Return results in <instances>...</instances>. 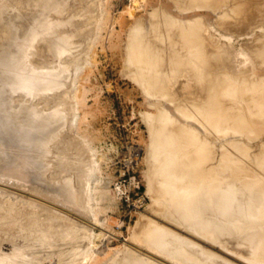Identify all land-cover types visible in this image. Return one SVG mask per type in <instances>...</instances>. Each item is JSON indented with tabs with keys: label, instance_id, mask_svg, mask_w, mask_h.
I'll list each match as a JSON object with an SVG mask.
<instances>
[{
	"label": "rangeland",
	"instance_id": "374dc122",
	"mask_svg": "<svg viewBox=\"0 0 264 264\" xmlns=\"http://www.w3.org/2000/svg\"><path fill=\"white\" fill-rule=\"evenodd\" d=\"M96 1H98V0H0V113H2V114L8 113V114H13V115L18 114L17 119H19V121H23V122H26L28 120V117H27V114H28V115L33 116V118L46 120V122L49 125V127L46 131V137H45L46 140H42V139L40 140V142L44 146V148H42L41 150H35L34 148L27 146V143H25V144L18 143L17 144V142H14L10 138L6 139L4 132L0 133V264H23V263L24 264H37V263L40 264L42 262H43L42 264H44V263L45 264H49V263L54 264L52 262L58 261L60 259L62 260V262L58 261V262H60L59 264H61V263L63 264L65 262V260L68 262L69 261L71 262V259L73 257L75 258L74 248L77 247L79 250L81 249L82 246H83L82 248H84V245H83V244H85L84 239H82V237H81V239L79 238L81 240L80 241L78 239V237H80V236H77V235L79 233L81 234V232H83V233L87 232L88 230H85L86 228L87 229L92 228V230H94L97 233L100 231H105L108 234L107 238L103 242H100L99 247L97 248L98 250H96V252L93 255V260L88 263V264H101L102 262L108 260V257L112 255V252H114L117 249V247H119L125 243H128V245L130 246L131 241H129V240H132L134 238L133 233H135V232H133L132 228H133V226L137 227V225L139 224L138 220L144 219V220L148 221L150 219L149 220V222H150L152 220V218L156 219L157 221H161L158 223H163L166 226H167V224H169L170 226L169 225L168 226L171 229L170 232H172L174 230L173 232H175L174 233L175 235H177V233H179L180 230H182L180 232L181 234L180 233L179 234L184 236V238L186 237L185 240L186 239L187 240L181 241V236L180 237L176 236V237L180 238V239L177 238V240L179 239V241H181V243L186 242L185 243V244H187V245H185L186 247H188V245H190L192 243L191 241H190L191 243H189V241H188L189 240L188 238H191L194 246L192 247L193 249L191 247H188L189 250L192 249V251H191L192 253H190V251H189L190 255L193 254L192 256L194 258V256L197 255L195 253H197L198 251H199L198 254L200 253L198 255V257H199L198 259L200 262L198 261V259H195L197 257L196 256L194 258V261L196 260L197 262H194V264H196V263L201 264V263L206 262V260H205V262L200 260V258L202 257L201 253H203V255L206 254V256H203L204 259L213 258L212 259L213 263H215L214 259H217L218 256L220 258L223 257V258H221L222 261H224L223 259L226 257L225 261L227 263H229V261H230V264H231V260L233 261V264H235V263L236 264H257V262H255V261H258L259 259H261V263L264 262V254L262 252L264 249H262L263 246H261V243H262L261 241H264V236H263L264 235L263 234L264 233V231H263L264 230V223H263V221H264L263 208L264 207L261 206V205H264V203L262 202V200L264 201V199H262L264 194L262 195L261 193H263L264 189L262 191V188L260 187L261 191L260 190H257L258 192L256 191V194L260 193L261 194L260 196H262V197L259 196V198H258V195H259L258 194L256 196L257 197L256 199L253 197L256 194L251 196L252 193H250L251 197H249L250 191L248 190L249 192H247V190H246V192H247L246 194L248 195L249 199L250 198L252 199V197H253V199L255 200V202L253 199L252 200L250 199V201H253L256 204L257 203L256 200L259 199V202L262 203V204H260L258 202V204H256L258 206L257 209H256L257 206L255 207V204L254 205L252 204L253 202H251V204H250L249 199H247L248 197H245L246 200L244 199L245 201L244 200H242V201L244 204L247 202L246 205H249L248 210L246 208V210H247L246 211L245 210L246 206L244 207L242 205H241L243 207L242 210H244V211L240 210L241 207H239L240 203L238 202L239 205L235 204L234 205L235 207L234 206H233V208L231 207L232 210H229V211L232 212L231 214H233L235 212L233 210H235L236 206L239 207V211H237L238 210V207H237L236 213L231 215L230 212H228V210H227V212L229 214V215L227 214L228 216L226 215V213H227L226 211L222 212L223 209L221 210V207H217L218 203L220 202V198L222 197L219 195V192H221V190H222L220 187H219L220 191H217L218 195L220 196L218 203H216V202L218 201L219 196H215V194H213L211 192L212 190L214 192L215 190H218V189H215L214 187H212V184H210L211 189L209 188L208 191H205V190L203 191L204 186L201 187L202 190L199 187V189L201 191L198 190L197 188L194 189L196 191L195 192L193 191V193H195L196 197H197V194L199 192L201 193V194L199 193L200 197L197 198L199 203L201 201L199 199L204 198V196L202 195V191L205 194L206 200L202 199L201 205H204V204H202L203 201L204 202L206 201L205 203H207V200L210 201L211 198L213 201H215L217 199V201H215L214 203H213V201H210V205H211V207L214 206L213 207L214 210H213V208L208 206L209 204H207V206L204 205V208H205V206L208 207L207 208L208 211L211 208V210H213L214 212H217L216 214H218L216 216L215 213L213 214V211H211V210H210L211 212L207 211L208 214H205L204 216L207 217L210 214L209 215L210 218L208 219V218L204 217L202 219H205V218L206 219L201 220V221H204L205 223H202L199 220L198 217H200V219H201V216L194 215L195 217L197 216L196 219H198L197 221H199L197 224L202 223V224L206 225V226L200 225V226H203V228L201 227V229H198V227H197L198 225L197 226L195 225L196 226L195 229L197 228V230H195V229H193L194 223L196 224V221H195L196 219L194 218V216L190 217V218L193 217V219H192L193 222L190 221L191 219L187 220V218L189 216L187 218H185L186 220L184 218L182 219L181 218V217H183L182 214L180 216L179 215L180 213L179 214L177 213V212H179L177 206H175L177 211L175 210V208L173 206H171L173 204L175 205L176 203L178 204L180 201L182 202L184 200V197H187V196H182L181 198H178L179 196H177V193H175V196H177L176 198L179 200V202H177L178 200L175 198V196H172L173 193H171V194L169 193L171 195L169 197V196H167L168 194L166 195L165 191H163L162 187L159 188L161 185L160 182H159V186H157L158 181H160V179H161V176L158 174H161L160 172L165 171V168H163L164 170H162V167L166 166L165 163L169 159L170 160L172 159V161L175 162L174 163L175 165H174V164H172L173 163L172 161H168V164H170V162H172L170 165H173L174 166V167L172 166L173 168L177 167L176 166L177 163L179 164L177 169L180 167L181 161L178 162V160H180V158L178 157L179 155L175 154V152L177 151V149H176L177 147L179 148L178 151H180V147L182 146V143L184 141H186L185 137L188 138V136H186L187 134L182 137V135L184 133H187V132L189 133L188 128H186V127L184 128V125H187L186 123H189V125H191V126L193 125L194 126L193 128L196 127L199 131L197 133H199L200 135L198 136L197 133L196 134L192 133L195 130V129H193V131L190 133H192L193 135L195 134L197 136H193L192 134L189 133V137H191V138L197 137V141L195 142L193 140L195 138H193V139L190 138V141H188V144L192 143L191 144L192 146H190V144L189 145L187 144L189 146L188 147L184 144V146H182V147L190 148V147L196 146L195 148H198V147H200V144L204 147L206 145L205 143L208 142L207 144H210V150L209 151L211 152V154H210L211 156L209 158L210 159V165L207 162L209 166L214 165L213 167L215 168L219 164L218 168L221 169L224 167V165H227L228 167L232 165L231 170H233V167L235 165H236L235 167H237V165H238L239 167L240 166L243 167V168L240 167L242 170L241 173L244 172L243 171L244 167L246 168L245 170L249 171L248 173H249V175H251L250 176L251 179L253 176L257 177L258 174L260 175L259 179H261V178H262V180L264 179V177H262V176H264L263 175L264 169L262 168L264 166L263 165L264 164V160H263L264 159V129H263L264 125H262V127H263L262 128L260 126V123H259L260 119H261L260 113L262 114V112L264 111V107H263L264 104H262V101H263L262 98H263L264 92H260L261 90L264 91V89L261 88V86L264 88V83H263L264 82V79H263L264 78V47H262V46H264V39H262V38H264V8H263L264 7V0H250V1H248V0H246V1L245 0H236V1H234V0H226V1L225 0H220V1L219 0H215V1L214 0H212V1L206 0V1H204L203 0L205 3L208 2V5L205 4L203 1L201 2V0H195V1L194 0H183L184 2H182L181 0H99L98 4L96 3ZM103 1H105L104 2L105 4L103 3ZM216 2H218V3H216ZM248 2L251 3L250 6H249ZM256 2H258V3H256ZM220 3H221V5H220ZM212 4H213V6H212ZM245 4L248 5L249 7L246 6ZM103 5L106 6V10H104V12H103V9H104ZM158 6H161V7H158ZM254 6H256V7H254ZM154 7H158L160 9V10H158L159 11L158 14H156L157 11H156V13H151V9ZM161 8H163L164 10L162 9V11H161ZM98 9H99L100 13L102 12V16L103 17L105 16V17L103 18V21L101 22V26L99 27V30L96 29V33H98V34L94 40L93 39V35H94L93 32L95 30L94 29L95 28L94 23H95V20L97 19L95 17V16H97L95 14V12L98 11ZM257 9H259V10H257ZM155 10H157V9H155ZM160 11H161V13H160ZM257 11H258V13H257ZM96 13H98V12H96ZM251 16H252V18H250ZM97 17H99V16H97ZM155 17H156V19H155ZM158 19H160V20H158ZM236 19H237V22H239V23L236 22ZM240 19H242V20L240 21ZM92 20H93V22H92ZM157 20H158V22L159 21L160 22L158 23ZM178 21H179V23H178ZM139 22H141V23H139ZM155 22H157V23H155ZM199 22L203 23L204 25H207V26H205L207 28L209 27V29L206 28L207 30H211V32L209 31L210 33L208 36L210 37V40L212 42V46L209 50H205L203 45H201L202 43L199 44V42H202V39L199 36V35H201L199 31H202V30H203V32L206 31L205 27L202 26L203 24H200ZM244 22H245V24H242ZM232 23H234V24H232ZM80 24H82V25H80ZM78 25H79V27H78ZM176 25H178L177 26L178 28L179 27H182V28L178 29L176 27ZM237 25H238V27H237ZM131 26L133 27V29ZM141 26H143V27L141 28ZM144 26H146V27L144 28ZM198 27H199V29H198ZM200 28H202V29H200ZM229 29H232V30H229ZM197 30H198V32H197ZM143 31H144V33H143ZM175 31H176V34H175ZM181 31H183V32H181ZM229 32H231V34ZM178 33H180V35L182 33V35L179 36ZM197 33L199 34L198 36H196ZM211 35H213V36H211ZM84 36H86V37H84ZM154 36H156V37H154ZM168 36H170V37H168ZM182 36H185V37H182ZM186 36H187V38H186ZM230 36H232L233 38ZM180 37L184 38V39L186 38V40H183ZM195 37H198V39ZM213 37H214V39H212ZM193 38L197 39L198 41H199V39H201V41L198 42L196 40V42H195V40ZM135 40H136V42H135ZM142 40L148 41L147 43L144 42V44H146V47L148 46L147 49L149 51H150L149 47L152 46V43L155 44V45H153V46H155L154 47L155 50L152 47L151 52L154 51V53H155V51H156L155 54H158V56H159L158 61L156 59V62L158 63V65H156L157 63L154 65L158 71L156 69L154 71V68L152 69L153 71L149 70V69H145V68L142 69L143 67L141 65L139 67V64L137 65V63H136V65L133 66V62H131L129 60H128L129 64L126 63L127 62L126 56L128 54V50H129L128 46H130L132 42H133L132 44L134 45V43L136 44ZM176 40H177V42H175ZM212 40H214V41H212ZM261 41H263V42H261ZM149 42H150L151 46H149ZM180 42H182V43H180ZM197 42L199 45L197 44ZM91 44L93 45V50H92L93 63L91 64L90 69H88L86 71L84 76L79 77L78 82H77V84H78L77 86L78 87L80 86L79 88H80V93L82 96L76 97L75 95L73 96L74 88H75L74 83H73L74 82L73 78H74V75H76L75 72L78 71L80 64L82 63V61H84L83 59H85V53L90 48L89 46H91ZM161 44L162 45L164 44V45L162 46ZM169 44H170V46H169ZM174 44H176V45H174ZM213 44L216 46L218 45L219 47L218 46L213 47ZM230 44H232V45H230ZM258 44H259V46H258ZM260 44H261V47H260ZM175 46H177L179 49ZM143 47H144V45H143ZM194 48H195V50H194ZM203 49H204V51H202ZM213 49H214L215 54L212 52ZM217 49L220 51L219 54H216L217 52H219ZM259 49H262V50H259ZM210 50H211V52L209 53ZM241 50H242V52H241ZM227 51H229V53ZM171 52H172V55H171ZM203 52H204V54H203ZM207 52L210 55H211V53H213L211 55V57H213L214 61L216 60L215 62H217V60L218 61H220L221 59L223 60L224 58L226 59V61H225V59L223 61L227 62V63L231 62V60H232V63H229L230 65L227 64L229 66V67L228 66L227 67H228V70L232 69L231 73L234 69L233 74L229 73L230 70L226 71V73L228 72V75H230V74L234 75L235 74L233 76L234 78H232L231 75L229 77H231V80L236 79V80H239V82H238V86L236 85V87H235L234 86L235 83L233 85H231L232 83H230L233 80L230 81L228 78L229 84L228 83L227 84L230 86V90H232L234 88L239 90V87H242L243 89H246L247 87H249L246 90L247 91L250 90V94H249V92L247 93L246 90H245V93L249 94L247 96H248V98L251 99V102L248 100L246 94H243L241 96H245L242 99L244 101L245 100L248 101V103L247 102L246 103L250 107L248 109H250V111L252 113V117H254L253 114H255V116H257L258 112H259V111L255 112V113L252 112L253 108L254 109L256 108L253 106H257V105L259 106V104L255 105V102H253L254 98H255L256 102L260 103L263 110L258 109V106H257V109L262 110V111H260V113H259L260 116L258 115L259 118L257 116V118H258L257 120L259 122L256 121V123L261 127V129H262L261 131L259 129L256 130L258 127L256 124L252 125V122L254 124V121L252 119L256 120L255 117L251 119L250 114L248 115V113H247V116L249 117V119L252 120V121H250V124H249V120H247L248 117L247 116L244 117V114L246 115V113H244V111L245 110L247 111L246 107H248V106H246L245 107L246 109L244 108V110H243V108L239 107L240 104H241V106L244 104L247 105L246 103L242 102L241 96H240V98L235 97L236 99L235 98L229 99L230 96H232V97L234 95L236 96L237 91H234L236 89L232 90V92L230 91L234 95H232L228 92L229 88H227L228 93L225 92V90H223L224 87H228V86H226V84H222V83L223 82L226 83L228 81L225 82L224 81L225 79L224 80L222 79V82H221V77H222L223 73L225 72V70L227 69L226 65L224 66V67H226V69L223 68V65H222L223 62L221 64L222 60L219 63L217 62V66L219 68H223L222 69L223 70L222 75L220 74L221 72H218V71H220V69H218V67H217L216 69H218L217 70L218 74L217 73L214 74L216 76L215 78L213 77V75H211V76L215 79V81H217L216 78L220 79V83L222 85L221 87H223V88L219 87V82H218L219 80L216 82L217 84L215 83L214 80H212L213 78H211L210 74L214 73V71L216 69L214 70L215 66L213 64H210V65L206 64L208 66V68L212 65L209 68V70L213 67V71L212 70L209 71L207 67H204L205 61H208V63H211L210 59H212L211 57L206 58V56H208ZM162 53H163V55H162ZM176 53H178V54H176ZM241 53H243L245 56H242ZM205 54H206V56H204ZM239 54H240V56L237 59H235ZM217 55H218V57L222 55V57H224V58L220 57L218 59L216 57ZM230 57L232 59H230V61H227L228 58H230ZM240 57H242V58H240ZM243 57H246L247 59L244 60L245 58H243ZM204 59H205V61H204L203 67H200V68H202V69L207 68V69H204L205 72H206V70H208L209 72H212V73H209V75H208V78L209 79L211 78V80H212V81L210 80L212 82L211 86H210V84H208V87L206 88L205 92L208 93L210 91L212 93L216 88L217 89L219 88L222 91H219V89L218 90L216 89V91H219V94L216 91H215L216 93L213 92L215 95L212 93V95H214L212 97L210 96L212 99H213V97L215 98L216 95H217V97H220V96L223 97L225 95H227V96L230 95L229 98H227V96H225L226 98L224 99V97H223V99L224 100L228 99L226 101L231 100V102H232V100L234 101V99H235L234 102H238L236 100L241 99V101L239 100L240 104L238 103L239 106L235 105V106H237V110L239 112H236V113H235V111L233 112L232 109L233 108H234V110L236 109L235 106L234 107L232 106L233 104H235L234 102H233V104H230L231 102H229V104H228V102L226 103V106H230L232 109L226 108L225 104H223V103H225L224 100H223L224 102H222L220 104L222 106H220V105L217 106V104L221 102L217 98H216L217 101L216 100L214 101V103L216 104L215 106H217L216 107L217 109L214 108L212 106L213 105L212 99H210V97H208L210 95V93L208 95L206 94V96H207V98H206L204 92H202V91H204L206 86L204 87V89L201 88V90L203 89L202 91L196 90L198 87L197 84H199L198 81L200 79H202L200 81L207 80V79H204V77L207 75V73L203 78L199 79L198 75H200L199 73H200L201 69L199 67L198 68L200 70L196 69L195 66L191 64V62H193V64L195 62L196 63L195 65L197 67V66H201L200 64L203 63ZM206 59H209L210 61L206 60ZM238 59L239 60L243 59V60L240 63ZM159 60H160V64H159ZM214 61H212V63ZM170 63H171V65H170ZM167 64H169L171 67H169V65H167ZM190 64L195 68L194 70H196V71L193 70L194 73L199 72L197 75L191 74V75H195L194 78L190 75V73H192L190 71H192L191 69H193V68L189 67V66H191ZM197 64H199V65H197ZM214 64L216 65V63H214ZM219 64H221L222 67L219 66ZM224 64H226V63H224ZM231 64H233V66ZM159 67L161 69H159ZM233 67H235V68H233ZM16 68L24 69V70L22 72H19V70H17ZM167 68H169L170 70ZM180 68L182 70L184 68V70H183L184 72ZM186 68H188V69H186ZM137 69L140 70L139 72L144 71L143 73L141 72L142 74L140 73L138 75L139 77H140V75L146 74V76H149L150 78L146 77V76H143V78L146 77L147 79L154 81L153 83H155V86L150 87L152 89H150V88L147 89L146 85L144 86V85H141L140 83H138V81L135 79V75L137 76V74H138V71H136ZM173 70L174 71L177 70V72H176L177 74L175 73V75H174ZM187 70H188V72H187ZM201 71H203V70H201ZM135 72H136V74H134ZM154 72L157 73L156 76H154L155 75ZM158 72L159 73L162 72V73H160L161 75ZM169 72L170 73L172 72L173 74L172 73L170 74ZM205 72L203 71L201 73H205ZM148 73H149V75H147ZM167 73H169V75H171V79H173L172 80L173 83L176 84V82H177V84H178V89H176L177 93L175 92L176 91L175 89L173 90V86H175V84H173L172 82L171 83L173 86L171 85L172 87H170V85H169V87H170V88L168 87L169 89H167L166 85H164L165 87L163 85L159 86V85H161L160 82L163 83V81L167 78L166 77L163 79L161 77L163 75L167 76ZM182 73H185L186 75L182 74ZM188 73H189V77L191 76V78H193V81H195L196 84H194L193 81H191V82L189 81V80H191V78H189L187 76ZM33 74H39V75H42L45 77L38 80V82L36 84H31V81H28L26 79H30ZM216 74L218 75V77ZM178 75H180V76L178 77ZM196 76L198 77V80H197ZM139 77H137V78H139ZM155 77H157V78H155ZM200 77H201V75H200ZM236 77H239V78H236ZM141 78H139V79H141ZM159 78H161L163 80L161 81V79H159ZM224 78H227V75ZM153 79H155V80H153ZM244 79L246 80V83L248 81L247 85H249L250 83H252V85H253L254 82H255V85L247 86L246 83L244 86L239 85L240 83L243 84L242 81H244ZM236 80H234V81H236ZM240 80H242V81H240ZM181 81H182V83H181ZM207 81H206V83H207ZM210 81H209V83H210ZM204 82L202 84H204ZM213 83L215 84V87H216V85H218V86L215 88L214 86H212ZM256 83H257V85H258V83L263 84L261 86L260 85L258 86L261 89L260 88L257 89L258 87H256L257 86ZM18 84H20V85L24 84L27 87L23 90L20 87H18ZM163 84H165V83H163ZM236 84H237V81H236ZM147 86H149V85H147ZM209 86H210V90H208ZM231 86H234V87L231 88ZM159 87H162V88L164 87V88L162 89ZM185 87H187V88H185ZM191 87L193 89H191ZM212 87H213V91L211 90ZM251 87L253 88L252 93L253 92L255 93L256 90H260V91H256V92L259 93V95L261 93V97H258L259 95L257 97L253 96V100H252V97H250L252 95ZM171 88H172V91H170ZM182 88H183V90H182ZM255 88H256V90H255ZM186 89H188V90H186ZM243 89H241V91ZM166 90L169 93H166L165 92ZM193 90L197 91V94ZM158 91H159V93H158ZM193 92H194V94H193ZM198 92H201V94H199ZM238 92H240V90ZM242 93H244V90H243V92L238 93V95H240ZM254 93H253V95H254ZM167 94H169V95H167ZM199 95L200 96L203 95V97L205 99L204 98L202 99ZM218 95H220V96H218ZM185 96H186V98H185ZM188 96H190V97H188ZM191 96L193 99L191 98ZM194 96H196V97L198 96L203 101H205L204 103H206V102H208V103L204 104L200 98H198L199 102L197 101L198 100L197 98H196L197 100L195 99V102H194ZM208 98H209V100L206 101V99H208ZM257 99H258V101H257ZM210 100L212 101L210 104H212L211 106L214 109H212V107L209 108L210 106L208 104H209ZM73 101H74V103H73ZM190 101H193V103ZM77 102H79L78 103L79 109L77 108V105H76ZM152 102H154V104ZM156 102H159L158 106L156 105L157 104ZM196 102H198L200 104H198ZM216 102H218V103H216ZM249 102H250V104H249ZM252 102L254 103L253 105H252ZM151 103H152V105H151ZM201 104H202V106H201ZM195 105H197V106H195ZM198 105H200V107H202L203 113L205 111V115L206 114L208 115V113H209V115L211 114V116H210L211 119L215 118V116L220 117L219 118L221 120V121H219V122H221L220 125H218V123H217L218 118H216L217 121H215V119H213L215 124H217L219 127L225 126L224 124L227 122L226 121L227 119H229L230 121L233 122V124L231 125L230 121H228L229 123L227 122V124H226L227 126H225V128L223 127L220 130L229 128L230 126L234 127L235 123H237L238 120H240V122L242 123L241 120H243V118H244V120H246V122L248 121V124H246V123L241 124L240 122H238L239 124H241V127L244 124V126H243L244 129H242V128L238 129V127L240 125L237 123L238 127L237 128L231 127L232 129L231 128L226 129L227 133L225 132V130H223L224 132L220 131L221 133H219V131H218L216 133V131L219 129V127L216 125L218 127V129L216 130L215 125H213L214 122H213V124H210L211 123L210 117L207 115L204 117V114H201L202 111L198 107ZM204 105L208 106L207 107L208 110H211V111H207L208 113H206V110H203V109H206V107ZM197 107H198V109H197ZM224 107L227 110L228 109L232 110V111H230L231 113L229 112V110L228 111L226 110L227 113L228 112L230 113V114L228 113V116L230 115L232 120L230 119V116L229 117L227 116L225 109H223ZM238 108H240L242 110V117H243L242 119L240 118V116H241L240 112L241 111ZM74 110H76L77 113ZM167 110L170 111L169 116L173 119H171L169 116H167L168 115L167 114L168 112L166 113ZM214 110H215L216 114L213 112ZM223 110L225 111V112H223L225 114H222ZM198 111H201V112L199 113ZM218 111H221V113ZM253 111H257V110H253ZM71 112H72V114H71ZM197 113H199V114L197 115ZM212 113H214L215 115H212ZM217 113H218V115H217ZM232 113H233V115H234V113L236 115L239 114L237 117L240 119H238L236 117V115H235V117L234 116L232 117V115H231ZM73 114L74 115L76 114V115L74 116ZM220 114H222V115H220ZM70 115H72V116H70ZM164 115H165V117L167 116V118L169 117V120H168L169 121V127H172L170 124L175 122V125L173 126V128L176 127L177 129L174 128L175 130L174 129L172 130V129H169V127H167L169 130L174 131L172 133V137H174V136L177 137V135L174 134V133H176L178 135L180 134L181 136L180 135L179 136L181 138H185V139H183L184 140L183 141V140H181V138H180V140H177L178 138H172L171 133L168 134L171 131L168 132L166 129L167 132L166 131L165 132H166V134H168L167 136L170 135L171 139L169 140L167 137H165L162 140H166V139L167 140H166V142L163 141L162 144H164V143L166 144L167 141H169L168 143H170V142L172 143V141H171L172 139H173V141L177 140V143L179 141H181V142L183 141V142L182 143L180 142L181 145L178 144L180 147L179 146L174 147V142H173L172 144H173V147L175 149L171 148V146H169L171 144H169V145L164 144L165 146H168L169 148H167V147L162 148V144L160 143L161 148L163 150L166 149L164 151L163 150L160 151L161 148L157 144L156 145L159 148L156 146L155 147L152 146V145H155V142H154V136H153L154 134H152L153 133L152 132L153 127H152L151 123H153L152 122L153 120L158 121L160 119V117H162ZM199 115L200 116L202 115V116L200 117ZM222 116L225 117V120L222 118L223 122L225 121L224 124H223L222 119H221ZM262 116H263V114H262ZM76 117H77V122L73 123V121H74L73 118H76ZM263 117H262L261 121L263 120ZM162 118H164V117H162ZM174 118L177 119L178 123L176 122V119H174ZM204 118H207V120H205ZM235 118H236L237 122L233 121V119H235ZM1 119L2 118L0 117V123H1V121H3V123H4L5 122L4 119H6V118H3V120H1ZM170 119L173 120L174 122L171 121ZM162 120H160V121L162 122ZM203 120H205V121H203ZM168 121L167 122L164 121V122L168 123ZM198 121H200V122L203 121V122H201L202 124H200V122H198ZM209 121H210V123H208ZM16 122L17 121H15L13 123H16ZM182 122H184L183 126L179 127L180 126L179 124L181 123V125H182ZM263 123H261V124H263ZM162 124H164V123H162ZM203 124H205V125H203ZM221 124H223V126ZM189 125H187V126L189 127ZM228 125H230V126L228 127ZM164 126H168V124L167 125L164 124ZM182 127H183V129H185L187 131L185 132V130H182L184 132H182V134H181ZM79 128H81V129H79ZM178 129L180 131H176ZM191 129H192V127H191ZM254 129L256 130V132ZM189 130H190V127H189ZM80 132L82 134L87 135L88 137H83V138L80 137L81 136V135H79ZM85 132H87V133H85ZM194 132H196V130ZM150 133H151V135H150ZM223 133L226 135L224 136ZM76 134L78 135V137ZM214 134H216V135L214 136ZM198 137H201L202 140H200V138H198ZM86 138L87 139L90 138L92 140L94 146L97 148V153H99L98 155L103 156V159L100 161V167L101 168L99 170L98 169L95 170L93 172V175H92V184L98 186L99 188L103 189V191H104V193H103L104 199L101 200V205L104 207V210L102 213L103 218H104V214H105V218H104L105 220H104L103 224L91 223V220H89L90 213L87 210H85V208H83L85 205V201H86L85 199L87 196L86 195V189H87L86 185L88 186V182H87L88 176L85 174H86V172L88 173L90 162L93 159L91 154H87V151L88 150L91 151L92 148H91L90 144L86 143L87 142ZM80 139H83V141L85 143ZM152 139H153V141H152ZM198 139H199V143H198ZM191 140L193 142H195L196 144L191 142ZM201 142L202 143L205 142L204 145ZM197 143H198V145H197ZM78 144H83V145H78ZM239 144H241V146H240L241 148L244 147V148H242L244 150V152L238 146ZM86 146H87V148H86ZM175 146H176V141H175ZM182 147H181V151L183 150ZM205 147L207 148L208 145H206ZM238 147L240 150L238 149ZM151 148H153V150ZM82 149H83V151H82ZM149 149H150V152H148ZM155 149H157L158 152H156V151L154 152ZM167 149H170V150L173 149L172 150L173 152L171 151V153H172V156L175 154L174 157L171 158L169 156L170 151L168 153L165 152V151H168ZM174 150H176V151H174ZM159 151L161 153L165 152L167 154H160ZM235 151L238 152V154L235 153ZM245 151H246V154L250 153L251 155H246ZM151 152H154V153H151ZM21 153H26L29 155H35L39 158L40 171L42 172V175H40V177H36V178L34 177V178H32V180H29V181H24V180H21V179H18L15 177V178L11 179L12 182H13V180H15L14 183H12L11 181H10V183H8L7 181L3 180V178L6 177V176L3 177V172H7L3 168L8 165V161L10 162L11 160H13V158H15L17 155H19ZM88 153H90V152L88 151ZM150 153L158 158V160L156 161V162H158L156 164V166L158 165V168L162 166L159 163L161 160H162L161 162L166 161V158L164 159V155L165 156L168 155L170 157V158L167 157L168 160L165 163H162L165 166H162L161 169L160 168L158 169V170H161L160 172L156 169L157 168L156 166L152 165V164H155L153 162L156 159H154L155 157H153ZM155 153L156 154L158 153L160 155L158 156ZM241 153H242V155H241ZM257 154H258V156H257ZM88 155H90V156H88ZM254 155H256V156L254 157ZM261 155H263V156H261ZM151 156L153 157V159ZM175 156H177L179 159L175 160L174 159ZM244 156L245 157L247 156L246 157L247 159L243 158ZM234 157L236 160L234 159ZM251 157H252V159L254 158L256 160H257V158L260 157L258 159L260 161H257L258 165L255 162L256 160L253 159L251 161ZM261 157H262V159H261ZM2 158H4V159H2ZM150 159H152V160H150ZM239 159H240V161H239ZM248 159H249V161H248ZM151 161H153V162H151ZM261 161H262V163H261ZM150 162L152 164H149ZM235 162H236V164L234 165ZM240 162H244V164L240 163ZM168 164L166 166L168 169L167 171L174 173V174L177 171L176 172L177 177L181 178V180L178 178L180 180V181L178 180L180 183H181V181L183 182V179H182L183 177L185 179H187L188 182L191 181L190 182L191 184L193 183L194 180L192 181V178L196 174L195 171L192 174H191V172L188 174L189 171L187 172V170L185 171V169H183V171L186 172V173L184 172L185 174H183V172L181 171L182 170V168H181L182 166H181L179 168V170L182 172L183 177H180L178 175L179 170L175 169V171H172L173 168L171 166H168ZM245 164L247 167L243 166ZM254 164H255V167H254ZM260 165H263V166H260ZM151 166L154 168H152ZM220 166H222V167H220ZM227 166L225 168L228 169ZM24 167H26V168H24ZM24 167H23V170H27V171H29V170L32 171L35 168H37L31 162L25 163ZM148 167H151L152 168V169L150 168L151 170H153V169L157 170V172H155V173H157V175L159 177L156 174L152 175L153 172L156 170H153L150 172L151 177L154 176L155 180H156V177H158L156 180L157 181L156 185H155V183H156L155 180L154 181L152 180V179H154L153 177H152V179H150L151 177L146 178V176H145L150 171ZM168 167L172 168V169L170 168L171 171L169 170ZM225 168H223L224 170L223 169L222 170L225 171ZM258 168H260V169H258ZM215 169L217 170V168H215ZM220 169L218 171H221ZM262 170H263V172H262ZM239 171H236L235 175L236 176L238 175L239 177L242 178L243 173L237 174V172L239 173ZM181 172L179 173L180 175H181ZM222 172H221V174L219 173L220 175L218 174V176L225 175L226 172H224V173H222ZM227 172H228V170H227ZM231 172L233 174L235 172V170H233ZM250 172H251V174H250ZM171 173H170V176L173 175V174L171 175ZM248 173H247V175H248ZM253 173H254V175L252 176ZM190 174H191V177H190ZM88 175H89V173H88ZM186 175L187 176L189 175L188 176L189 179L187 178ZM204 175H206L205 172H203V174L201 176L196 175L197 177H200V178H195L196 177L195 176L193 179L199 180L203 177L205 178ZM227 175H229V173L226 174V177L228 178ZM235 175H230L229 177H231V176L234 177ZM240 175H242V176H240ZM244 175L246 177L245 178L243 177V178L245 180H247L246 178H249V177L246 175V172L244 173ZM236 176H235L236 179L235 178H231V179H234L236 181L235 182L233 180L232 182L238 183L237 181H240V178L238 179ZM177 177H176V175H174V178L177 179ZM109 178H110V180H109ZM147 179L148 180L150 179V181L152 180L153 182H151V183H154V184L151 185V183L149 181L147 182ZM176 179H174L175 180L174 181L173 177H171L170 183H172L171 184L172 187H170V189L171 188L174 189V185H175V190H177L176 192H180L178 190H180V188H182V187L184 188L188 185H190V187H191V184H189L188 182H183V184H187V185L183 186L182 184L179 183L180 186L182 185V187L178 186L179 187V189H178V187L176 185H179V184H178V181L176 182ZM185 179H184V181H187ZM244 179L241 180L242 182L240 184L243 185V182L245 181ZM97 180H98V182H95ZM201 180H203V179H201ZM229 180L230 179H228V181ZM173 181L176 182L177 184L176 183L174 184ZM206 181L208 183L205 182L204 183L205 186H206V184L207 185L209 184V181L208 180H206ZM201 182L203 183V181H201ZM262 182L264 183V181H262ZM34 184H37L39 186V188H42V190L35 191V189H33L31 187ZM246 185H244V186L246 187ZM261 185L264 187V184H261ZM247 186H249V185H247ZM46 187L50 188L51 190H46ZM67 187L69 188V190L71 188V191L68 192ZM176 187H177V189H176ZM58 188H59V190H58ZM187 188H189V187H187ZM206 188L208 189L207 186H206ZM190 189L191 188H189L188 190H190ZM245 189H248V187ZM245 189H244L243 196H246ZM159 190H162L163 192H161ZM184 190H185L184 191L185 193H188V192L190 193V192H192L193 189H191V191H187V192H186L187 189H184ZM78 191L82 192L81 204L83 207H81V208H80V202L78 200H76L75 198H73V195ZM169 191H171V190H169ZM181 191H183V190H181ZM47 192H53L52 194H54V193L55 194H61L62 192H64L65 196L68 195V193H69V195H68L69 199L67 198L68 196H66V198H67V199L65 198L66 203H64V205H62V203H61V205H62V207H61L58 205L60 203L53 201L51 198H48V197L42 195V194L47 193ZM71 192H73V193H71ZM184 192L183 193L181 192L182 194L179 193V195L180 194L183 195ZM196 192H198V193H196ZM208 192L210 193V195L208 194ZM70 193H71V195H70ZM161 193L163 195L165 194V196H167V199H165L166 197L162 196ZM193 193H192V195H193ZM217 193H216V195H217ZM222 193L223 192H221L220 194H222ZM158 194L160 195V197H158V198L162 199L163 197H165L164 198L165 201L159 200L157 198V196H159ZM22 195H24L26 197H24ZM184 195H186V194H184ZM71 196L73 199L71 198ZM207 196L208 197L210 196V198L207 199L208 198ZM22 197H24V198H22ZM27 197H28V199H27ZM34 197L36 199L40 198V197L42 198V199H37V202H36L37 206L36 207L34 204H32L33 202H31V200L33 201ZM98 197H101V195H99ZM168 197L170 198V201H169ZM171 197H174L173 199H175L177 201H171V199H172ZM214 197H217V198L214 199ZM70 198H71V200H70ZM182 198H183V200H180ZM29 199H31V200L26 201ZM45 200L49 201V202L46 201V204H52L54 206L45 207L46 206ZM158 201H159V203H161L160 201H163L162 203L167 202L168 204H171L170 202H172V203L175 202V203L169 205V207H168V204L165 203L168 207V210L170 211L169 212L167 210L166 205L164 206L163 204H161L164 207L160 206V204L157 203ZM54 202H56V203H54ZM211 202H212V204H211ZM215 205H217V206H215ZM159 206L163 207V210L166 207L165 208L166 211L160 210ZM250 206L252 207L251 210H250ZM170 207H171V210H170ZM172 207L174 208V211L176 213L172 210ZM254 207H255V210H254ZM22 208L24 211L22 210ZM27 208H28V210H27ZM157 208H158V210H157ZM219 208L221 211L219 210ZM36 210H37V212H36ZM172 211H173V215H175L173 218L171 217ZM161 212L163 213V216L166 220H167V218H168V220H169V218L170 219L172 218V220H169V222L166 221L162 217ZM164 212L165 213L169 212V214L170 213L171 214H170V216L168 214L167 215L168 217H167ZM26 213H27V215H26ZM205 213H206V211H205ZM158 214H160V216ZM176 214H178V215H176ZM221 214H223V215H221ZM142 215L143 216L149 215V216L144 218ZM213 215L216 218L215 220L217 222H215L213 220L214 219ZM224 215H226L225 219L222 218V216L224 217ZM42 216L44 217V220H43ZM176 216H177V218H176ZM36 217L39 219H37ZM139 217H140V219H139ZM211 218H213V219H211ZM217 218L219 221L217 220ZM154 219H153V221H154ZM173 219H174V221L177 220V222L180 225H176L177 222H174L175 224L172 223ZM40 220L41 221L43 220L44 223L41 224ZM181 220L182 221L185 220L187 222L188 221L192 222V224L190 223V225L188 227V225L185 222V226H187V227L184 228V225L181 226V224H182ZM36 221L37 222L39 221L38 224ZM136 221H138V222H136ZM179 221H181V222H179ZM212 221H214V223ZM231 221H233L232 223H235V224H232V223L230 224ZM247 221H248L247 225L249 226L248 228H246L247 225H245L246 223H244ZM155 222L156 221H154V223ZM236 222H239V223H236ZM241 222L244 223V225L246 227L243 224H241ZM52 223H53V225H52ZM88 223L91 225V227ZM151 223H152V221H151ZM151 223H150V225L153 226L152 225L153 223L152 224ZM80 224H82L83 226ZM135 224H136V226H135ZM155 224L158 226L157 223H155ZM155 224H154V226H156ZM238 224H240V225H238ZM253 224H255V225H253ZM150 225L149 226L147 225V227H150ZM165 225H163L165 227V229H162V230H166L169 228L168 226H167L168 227L167 228ZM24 226H27L28 228L24 227ZM75 226H77V227L75 228ZM108 226H109V228H108ZM161 226L162 225L160 224L158 227H161ZM83 227H85V228H83ZM138 227L135 228L137 232L139 230ZM147 227H145V228L147 229ZM190 227H192L193 230L190 229ZM255 227H256V229H255ZM33 228H34V230H33ZM183 228L185 229V231ZM50 229H51V231H50ZM170 229H168V230H170ZM186 229L188 232L186 231ZM227 229L229 231H227ZM261 229H263V230H261ZM42 230L43 231L48 230L47 232L50 233L51 235H53L52 237H50V239L52 240L51 242H50V239H49V241H47V239L44 240L45 236H44L43 232H41ZM158 230H160L163 233V235H167L170 233L168 231H162L161 229H158ZM175 230L178 232H176ZM77 231H78V233H77ZM257 231H258V233H260V236L258 233H255ZM166 232H168V233H166ZM173 232H172V235H173ZM198 232H200V233H198ZM261 232H262V234H261ZM83 233H82V235H83ZM131 233L133 236L130 235ZM41 234H43V235L41 236ZM249 234H251V236H253L252 239L254 240L255 243L251 242L252 239L250 240L251 237ZM257 234H258V236H256ZM38 235H40L41 237L39 238ZM169 235H171V233ZM261 235L263 237V240H262ZM37 236H38V238H37ZM57 236L60 239H56ZM74 236L77 237V240H76V238H74ZM200 236H202L203 238H201ZM61 237H62V239H61ZM64 237L67 238L66 240L70 239V240H68L70 242V244H69V242H66V240L64 242V240H63ZM167 237H168V235H167ZM176 237H175V239H176ZM138 238L141 239V237H138ZM138 238L136 237V239H138ZM166 238L162 239L163 243L160 241L162 243V245H164L162 248L161 243L159 244L161 249L159 247L156 249L154 248L157 246H153V248H152V245H156L155 243L150 245V247L152 248L151 249L152 253L155 252V254H156V250H157V254L159 255L160 250H164V248L169 247V245L166 247V245L169 244V243H165ZM196 238H198V239H196ZM260 238H261V240H260ZM38 239H41L42 243H41V241L37 242L36 240H38ZM140 239L137 241L140 242ZM170 239H169V241H170ZM175 239H174V241H175ZM229 239H230V241H229ZM163 240H165V241H163ZM45 241L47 243H45ZM71 241L74 243H72ZM141 241H142V245L146 244V243H143L144 240H141ZM179 241H178V243H180ZM187 241L189 244L187 243ZM194 241H196L197 244ZM202 241L206 244V246H205V244H203ZM132 242H131V244H133L132 248L133 249L135 247L138 248L137 246L140 243L137 245L136 244L137 242L135 240V245H136L135 246L133 240H132ZM171 242H172V240H171ZM33 243L36 246L33 245ZM53 243H54V245H53ZM59 243H60V245H59ZM173 243L177 244V246H178V243H175V242H173ZM183 244H179V245H183ZM255 244H257V245H255ZM262 244H264V243H262ZM49 245H50V249H49ZM55 245H56V247H55ZM64 245H68L69 247L64 246ZM142 245H141V247H142ZM172 245L173 244L171 243V246ZM258 245H259L258 248L262 249V250L260 249V252H262L263 256L261 255L260 252L256 253L258 251L257 250L258 248L256 246H258ZM185 246H183L182 250L186 249ZM190 246H192V245H190ZM72 247H74V248H72ZM139 247H140V245H139ZM174 247H176V245ZM204 247H206V249L209 248L208 251H206V253L204 251V250H206ZM140 248H139V250H140ZM180 248H181L180 246L178 248H175V250L177 252L176 254H178V249L180 250ZM201 248H203V249H201ZM255 248H257V249H255ZM158 249H159V251H158ZM171 249H172V247H171ZM171 249H169V250L165 249V250H167L168 254H170L171 253L170 251L173 250V249L172 250ZM194 249L196 252L193 253ZM211 249H212V251H211ZM237 249H240V251H238ZM57 250H59L60 255H61V253H63L62 254L63 256L61 255V257H60V255L59 256L56 255L59 253V252L57 253ZM61 250H62V252H61ZM70 250H71V252H70ZM75 250H76V255H77V249L75 248ZM139 250L138 251L136 250L137 253L138 252L140 253ZM151 250H149L147 252V256L150 255L149 252ZM153 250H154V252H153ZM165 250H164V252L166 254H164V252L162 253V251H161L162 254L160 253L163 258L166 257V255H167V252ZM175 250L173 252H175ZM247 250L250 253L246 254ZM255 250H256V252H254ZM73 251H74V254H72ZM54 252H56L55 253L56 256L54 255ZM102 252L108 253V257H104ZM134 252H135V249L133 251L131 249L132 256H133ZM173 252H172L171 256L172 255L177 256ZM52 253L54 256H52ZM131 253H130V251H128V253L127 252L121 253L120 256L118 257V258H120V260L118 259V261H116V263L118 262V264H120V262H121V264L122 263L124 264L123 260L124 261H125V259L130 260V257H132V256H130ZM189 253L187 254V256L189 255ZM30 254H32V255H30ZM67 254L69 255L70 258L73 255L74 256L70 259ZM71 254H72V256H71ZM125 254L126 255L130 254V255H128L129 258ZM141 254H142V252H141ZM141 254H140L141 258H138L139 256H136L134 253V255H135L134 259L131 258V260L132 259L133 260L132 261L130 260L129 262L125 261V262H127L125 264H134V263L137 264L138 262L142 261V260L139 261V259H142V257H143V261H146V263H147V261L150 258L153 259V256L156 257V255H157V254L156 255L152 254L151 256L148 257V260L147 259L144 260V257H147L146 251L143 252V256ZM163 254H164V256H163ZM256 254H258V255L260 254L259 256H261V258L257 256L259 258V259H257ZM123 255H124V259H123ZM158 255H157V257H158ZM161 255H159V256H161ZM215 255L216 256L218 255L217 258H215L216 257ZM250 255L253 256V258L255 257L257 260L256 259L251 260L252 257ZM212 256H214V257H212ZM50 257H52V258H50ZM135 257L138 258V259L136 258V261H135ZM157 257H156V259L159 260V257L158 258ZM203 258H201V259H203ZM220 258H218L219 260L218 259L216 260L217 264L220 261ZM187 259H188V261L191 260V258H189V257H187ZM209 259L207 261H209ZM228 259H230V260H228ZM38 261H41V262H38ZM155 261L157 262V260H155ZM210 261H211V259H210ZM252 261H253V263H252ZM68 262H66L65 264H67ZM131 262H133V263H131ZM226 262L224 264H226ZM56 263L57 262H55V264ZM116 263H114V264H116ZM146 263L143 262V264H146ZM152 263H154V261ZM261 263L259 262L258 264H261ZM205 264H207V263H205ZM208 264H211V263H208ZM262 264H264V263H262Z\"/></svg>",
	"mask_w": 264,
	"mask_h": 264
},
{
	"label": "bare ground",
	"instance_id": "6f19581e",
	"mask_svg": "<svg viewBox=\"0 0 264 264\" xmlns=\"http://www.w3.org/2000/svg\"><path fill=\"white\" fill-rule=\"evenodd\" d=\"M98 1H99V0H98ZM98 1H96L97 4L99 3ZM181 1L184 2L183 0H181ZM194 1H195V0H194ZM202 1H203V0H201V2H202ZM204 1H206V0H204ZM204 1H203V2H204ZM208 1H209V0H208ZM211 1H212V0H211ZM211 1H210V2H211ZM214 1H215V0H214ZM219 1H220V0H219ZM219 1H218V2H219ZM225 1H226V0H225ZM234 1H236V0H234ZM234 1H233V2H234ZM245 1H246V0H245ZM248 1H250V0H248ZM101 2H102V1H101ZM104 2H105V1H103V3H104ZM178 2H179V1H178ZM188 2H189V1H188ZM218 2H216V3H218ZM204 3H205V2H204ZM221 3H222V2H221ZM221 3H220V5H221ZM224 3H225V2H224ZM248 3H249V6H250L251 3H250V2H248ZM254 3H255V2H254ZM256 3H258V2H256ZM259 3H260V2H259ZM101 4H102V3H101ZM104 4H105V3H104ZM176 4H177V3H176ZM196 4H197V3H196ZM199 4H200V3H199ZM205 4L208 5V2L205 3ZM246 4H247V3H246ZM246 4H245V5H246ZM260 4H261V3H260ZM262 4H263V3H262ZM210 5H211V4H210ZM217 5H218V4H217ZM217 5H216V6H217ZM97 6H98V5H97ZM99 6H100V5H99ZM103 6H104V9H103V12H104V10H106V6H105V5H103ZM108 6H109V5H108ZM212 6H213V4H212ZM216 6H215V7H216ZM224 6H225V5H224ZM229 6H230V5H229ZM246 6H248V5H246ZM249 6H248V7H249ZM27 7H28V6H27ZM158 7H161V6H158ZM158 7H154V8L157 9V10H155L154 8H152V9H151V13H156V11H157L156 14H158V13H159L158 10H160ZM215 7H214V8H215ZM218 7H219V6H218ZM243 7H244V6H243ZM254 7H256V6H254ZM98 8H99V7H98ZM100 8H101V7H100ZM107 8H108V7H107ZM252 8H253V7H252ZM259 8H260V7H259ZM263 8H264V7H263ZM162 9H163V8H161V11H162ZM163 10H164V9H163ZM180 10H181V9H180ZM251 10H252V9H251ZM254 10H255V9H254ZM257 10H259V9H257ZM91 11H92V10H91ZM101 11H102V10H101ZM148 11H149V10H148ZM161 11H160V13H161ZM165 11H166V10H165ZM96 12H98V13H96ZM96 12H95V14H96L97 16H99V17L95 16L97 19L95 20V23H94V25H95V28H94L95 30H94V32H93L94 35L92 34L94 40H95V38H96V36H97V34H98V33H96V29L99 30V27L101 26V22L103 21V18L105 17V16H104V17L102 16V12L100 13V12H99V9H98V11H96ZM166 12H167V11H166ZM245 12H246V11H245ZM252 13H253V12H252ZM257 13H258V11H257ZM257 13H256V14H257ZM98 14H99V15H98ZM104 14H105V13H104ZM244 14H245V13H244ZM246 14H247V13H246ZM105 15H106V14H105ZM152 15H153V14H152ZM242 15H243V14H242ZM247 17H248V16H247ZM151 18H152V17H151ZM159 18H160V17H159ZM175 18H176V17H175ZM250 18H252V16H251ZM94 19H95V18H94ZM155 19H156V17H155ZM165 19H166V18H165ZM245 19H246V18H245ZM158 20H160V19H158ZM158 20H157V22H158ZM192 20H193V19H192ZM203 20H204V19H203ZM241 20H242V19H240V21H241ZM161 21H162V20H161ZM185 21H186V20H185ZM185 21H184V22H185ZM206 21H207V20H206ZM243 21H244V20H243ZM92 22H93V20H92ZM157 22H155V23H157ZM159 22H160V21H159ZM159 22H158V23H159ZM195 22H196V21H195ZM200 22H201V21H200ZM200 22H199V23H200ZM234 22H235V21H234ZM236 22H237V19H236ZM245 22H246V21H245ZM245 22L242 23V24H245ZM83 23H84V22H83ZM104 23H105V22H104ZM139 23H141V22H139ZM155 23H154V24H155ZM178 23H179V21H178ZM186 23H187V22H186ZM237 23H239V22H237ZM150 24H151V23H150ZM169 24H170V23H169ZM181 24H182V23H181ZM200 24H203V23H200ZM200 24H199V25H200ZM209 24H210V23H209ZM220 24H221V23H220ZM232 24H234V23H232ZM80 25H82V24H80ZM192 25H193V24H192ZM238 25H239V24H238ZM238 25H237V27H238ZM240 25H241V24H240ZM133 26H134V25H133ZM177 26H178V25H176V27H177ZM179 26H180V25H179ZM186 26H187V25H186ZM202 26L205 27V26H207V25H204V24H203ZM228 26H229V25H228ZM78 27H79V25H78ZM90 27H91V26H90ZM131 27H132V26H131ZM142 27H143V26H141V28H142ZM145 27H146V26H144V28H145ZM156 27H157V26H156ZM170 27H171V26H170ZM174 27H175V26H174ZM174 27H173V28H174ZM203 27H202V28H203ZM229 27H230V26H229ZM229 27H228V28H229ZM239 27H240V26H239ZM244 27H245V26H244ZM149 28H150V27H149ZM162 28H163V27H162ZM164 28H165V27H164ZM166 28H167V27H166ZM177 28H178V27H177ZM177 28H176V29H177ZM179 28H182V27H179ZM179 28H178V29H179ZM202 28H200V29H202ZM206 28H207V27H205V30H206L205 32H203V30H202V31H199L201 35H199L198 33L196 34V36L199 35V36L201 37L202 42H199V41H201V39H199V41L197 40L198 37H195V38H197V39H194V38H193V39L195 40V42H196V40H197V41L199 42V44L202 43L201 45H203V47L205 48V50H209V49L211 48V46H212V42H211V40H210V37L208 36L209 33L211 32V30H207V29H209V27H208L207 29H206ZM245 28H246V27H245ZM132 29H133V27H132ZM176 29H175V30H176ZM185 29H186V28H185ZM198 29H199V27H198ZM232 29H233V28H232ZM232 29H229V30H232ZM253 29H254V28H253ZM100 30H101V29H100ZM146 30H147V29H146ZM193 30H194V29H193ZM195 30H196V29H195ZM235 30H236V29H235ZM163 31H164V30H163ZM176 31H177V30H176ZM176 31H175V34H176ZM209 31H210V32H209ZM219 31H220V30H219ZM246 31H247V30H246ZM249 31H250V30H249ZM90 32H91V31H90ZM152 32H153V31H152ZM157 32H158V31H157ZM172 32H173V31H172ZM179 32H180V31H179ZM181 32H183V31H181ZM184 32H185V31H184ZM197 32H198V30H197ZM201 32H202V33H201ZM239 32H240V31H239ZM244 32H245V31H244ZM244 32H243V33H244ZM251 32H252V31H251ZM131 33H132V32H131ZM143 33H144V31H143ZM219 33H220V32H219ZM229 33L231 34V32H229ZM240 33H241V32H240ZM74 34H75V33H74ZM86 34H87V33H86ZM102 34H103V33H102ZM155 34H156V33H155ZM178 34H179V36L182 35V33H181V35H180V33H178ZM178 34H177V35H178ZM171 35H172V34H171ZM222 35H223V34H222ZM222 35H221V36H222ZM226 35H227V34H226ZM240 35H241V34H240ZM246 35H247V34H246ZM258 35H259V34H258ZM260 35H261V34H260ZM211 36H213V35H211ZM262 36H263V35H262ZM82 37H83V36H82ZM84 37H86V36H84ZM154 37H156V36H154ZM168 37H170V36H168ZM182 37H185V36H182ZM227 37H228V36H227ZM230 37H232V36H230ZM91 38H92V37H91ZM172 38H173V37H172ZM177 38H178V37H177ZM180 38H181V37H180ZM186 38H187V36H186ZM186 38H185V39H184V38H181V39L186 40ZM232 38H233V37H232ZM259 38H260V37H259ZM149 39H150V38H149ZM173 39H174V38H173ZM175 39H176V38H175ZM178 39H179V38H178ZM212 39H214V37H213ZM237 39H238V38H237ZM260 39H261V38H260ZM262 39H264V38H262ZM256 40H257V39H256ZM172 41H173V40H172ZM212 41H214V40H212ZM218 41H219V40H218ZM258 41H259V40H258ZM135 42H136V40H135ZM141 42H142L143 44H142ZM144 42L147 43L148 41H147V40H146V41H143V40H142V41H140V42H138V43H136V44L134 43V45L132 44L133 42L131 43V45L129 44L130 46H128V49H129V50H128V54H127V56H126V57H127V58H126V61H127L126 63L129 64V63H128V60H129V61L133 62V66L136 65V63H137V65L139 64V67H140V65L143 67L142 69L145 68V69L152 70V69L154 68V71H155V69L157 70V68H156L154 65L157 63V62H156V59H157V61H158V57H159L158 54H155L156 51H155V53H154V51L151 52L152 47H153V49L155 50V48H154L155 46H153V45H155V44L152 43V46H151V45H150V42H149V46H151V47H149V49H150V51H149V50L147 49L148 46L146 47V44H144ZM155 42H156V41H155ZM175 42H177V40H176ZM182 42H183V41H182ZM182 42H180V43H182ZM191 42H192V41H191ZM198 42H197V44H198ZM261 42H263V41H261ZM96 43H97V42H96ZM96 43H95V44H96ZM157 43H158V42H157ZM159 43H160V42H159ZM213 43H214V42H213ZM95 44H94V45H95ZM140 44H141V45H140ZM199 44H198V45H199ZM225 44H226V43H225ZM143 45H144V47H143ZM147 45H148V44H147ZM161 45H162V44H161ZM163 45H164V44H163ZM163 45H162V46H163ZM174 45H176V44H174ZM183 45H184V44H183ZM230 45H232V44H230ZM158 46H159V45H158ZM169 46H170V44H169ZM214 46L217 47L218 45L216 46V45L213 44V47H214ZM221 46H222V45H221ZM221 46H220V47H221ZM226 46H227V45H226ZM258 46H259V44H258ZM89 47H90V48H89V49L86 51V53H85V59H83L84 61H82V63L80 64V67H79L78 71L75 72L76 75H74V78H73V79H74V80H73V81H74L73 83H74V86H75L73 96L75 95L76 97H81V96H82L81 93H80V88H79L80 86H79V87L77 86V85H78V84H77L78 79H79V77H83V76H84V74L86 73V71H87L88 69H90V66H91V64L93 63V59H92V55H93V54H92L93 45L91 44V46H89ZM145 47H146V48H145ZM159 47H160V46H159ZM175 47H177V46H175ZM213 47H212V48H213ZM218 47H219V46H218ZM260 47H261V44H260ZM262 47H264V46H262ZM95 48H96V47H95ZM157 48H158V47H157ZM165 48H166V47H165ZM177 48H178V47H177ZM177 48H176V49H177ZM198 48H199V47H198ZM200 48H201V47H200ZM226 48H227V47H226ZM232 48H233V47H232ZM237 48H238V47H237ZM86 49H87V48H86ZM172 49H173V48H172ZM178 49H179V48H178ZM183 49H184V48H183ZM196 49H197V48H196ZM215 49H216V48H215ZM188 50H189V49H188ZM194 50H195V48H194ZM217 50H218V49H217ZM223 50H224V49H223ZM225 50H226V49H225ZM248 50H249V49H248ZM259 50H262V49H259ZM161 51H162V50H161ZM181 51H182V50H181ZM199 51H200V50H199ZM202 51H204V49H203ZM218 51H219V50H218ZM231 51H232V50H231ZM236 51H237V50H236ZM254 51H255V50H254ZM174 52H175V51H174ZM191 52H192V51H191ZM210 52H211V50L209 51V53H210ZM212 52L214 53V49L212 50ZM216 52H217V51H216ZM227 52L229 53V51H227ZM227 52H226V53H227ZM239 52H240V51H239ZM241 52H242V50H241ZM83 53H84V52H83ZM164 53H165V52H164ZM196 53H197V52H196ZM207 53H208V52H207ZM209 53L207 54L208 56H206V54H205L204 56H206V58H207V57H208V58L211 57V55H212L213 53H211V55H210ZM219 53H220V51L217 52L216 54H219ZM244 53H245V52H244ZM257 53H258V52H257ZM176 54H178V53H176ZM198 54H199V53H198ZM203 54H204V52H203ZM214 54H215V53H214ZM233 54H234V53H233ZM241 54H242V56H245L243 53H241ZM258 54H259V53H258ZM162 55H163V53H162ZM171 55H172V52H171ZM185 55H186V54H185ZM79 56H80V55H79ZM79 56H78V57H79ZM176 56H177V55H176ZM178 56H179V55H178ZM182 56H183V55H182ZM213 56H214V55H213ZM225 56H226V55H225ZM232 56H233V55H232ZM232 56H231V57H232ZM239 56H240V54H239L235 59H237ZM254 56H255V55H254ZM80 57H81V56H80ZM214 57H215V56H214ZM216 57L219 59L220 57H222V55L219 56V57H218V55H217ZM228 57H229V56H228ZM231 57L228 58L227 61H230V59H232ZM73 58H74V57H73ZM128 58H129V59H128ZM203 58H204V57H203ZM211 58L213 59V57H211ZM217 58H216V59H217ZM222 58H224V57H222ZM240 58H242V57H240ZM243 58H245L244 60L247 59L246 57H243ZM172 59H173V58H172ZM174 59H175V58H174ZM212 59H210V60H211V63H208V61H205V59H204V60H203V63L200 64L201 66H197V67H196V65H195V64H196L195 62H194V64H193V62H191V64L194 65L196 69H199L200 67H203V64H204V61H205V65H204V67H207V68H208V66H207L208 64H209V65H210V64H213V65L215 66V67H214V70H215V69L218 67V66H217V62L219 63L222 59H221L220 61L217 60V62H215L216 60L214 61V59H213V60H212ZM224 59H225V58H224ZM224 59H223V60H224ZM248 59H249V58H248ZM184 60H185V59H184ZM196 60H197V59H196ZM206 60H209V59H206ZM210 60H209V61H210ZM223 60L221 61V64H222V62H223V64H222V65H223V68L226 69V67L228 66L227 64L232 63V60H231V62H228V63H227V62H224ZM238 60H239V59H238ZM238 60H237V61H238ZM242 60H243V59H242ZM242 60L240 59L239 62L241 63ZM212 61H214V62L212 63ZM225 61H226V59H225ZM248 61H249V60H248ZM167 62H168V61H167ZM169 62H170V61H169ZM77 63H78V62H77ZM134 63H135V64H134ZM177 63H178V62H177ZM214 63H216V65H215ZM224 63H226V64H224ZM240 63H239V64H240ZM242 63H243V62H242ZM246 63H247V62H246ZM131 64H132V63H131ZM159 64H160V60H159ZM172 64H173V63H172ZM191 64H190V65H191ZM206 64H207V65H206ZM221 64H219V66L222 67ZM156 65H158V63H157ZM161 65H162V64H161ZM167 65H169V64H167ZM170 65H171V63H170ZM170 65H169V67H171ZM192 65L189 66V67L193 68V69H191L192 71H190V72H192V73H190V72H189V73H190V75H191V74H196V75H197L199 72L194 73V71H196V70H194L195 68H194ZM197 65H199V64H197ZM225 65H226V67H224ZM229 65H230V64H229ZM231 65L233 66V64H231ZM236 65H237V64H236ZM211 66H212V65H211ZM211 66H210V67H211ZM161 67H162V66H161ZM165 67H166V66H165ZM189 67H188V68H189ZM198 67H199V68H198ZM210 67H209V68H210ZM228 67H229V66H228ZM228 67H227V69L225 70V72L223 73V75H222V71H223L222 69H223V68H219V67H218V69H220V71H218V72H221L220 74L222 75V77H223L225 74L227 75V78H224V77H226V75H225L223 78L219 75V76L221 77V82H222V79H223V80L225 79V80H224L225 82L228 81V78H229L230 81L233 80V79L231 80V77H229V76H230L231 74H233L234 69H233L232 73H231V70H232V69H229V70H230L229 73H231V74L228 75V72L226 73V71H229V70H228ZM128 68H129V67H128ZM162 68H163V67H162ZM188 68H186V69H188ZM207 68H204V69H207ZM209 68H208V70H209ZM230 68H231V67H230ZM233 68H235V67H233ZM236 68H237V67H236ZM248 68H249V67H248ZM248 68H247V69H248ZM250 68H251V67H250ZM16 69L19 70V72H22V71L24 70V69H19V68H16ZM140 69H141V68H140ZM159 69H161V68L159 67ZM163 69H164V68H163ZM167 69H169V68H167ZM180 69H181V68H180ZM180 69H179V70H180ZM200 69L203 70V71L205 72L204 69H202V68H200ZM200 69H199V70H200ZM218 69H216V70H215L216 72L214 71V73L209 72L210 70L213 71V67H212L209 71L206 70L205 73H201V72H203V71L200 70V73H199V74L201 75V77H200V75H198L199 79H200V78H203V77L206 75V73H207V75H206L207 77L205 76L206 78L204 77V79H207L208 81H207V80L200 81V80H202V79H200V80L198 81L199 84H197L198 87H197L196 90H197V91H199V90L202 91V90L204 89V87L206 86L205 89H204V91H202V92H204L206 98H207L206 94L208 95V94L210 93V95H209L208 97H210V96L212 97V96L215 95L213 92L216 91V89H217L216 87H217L218 85H216V87H215V84H214V83H213L214 85L212 84V86H214L216 89L214 88V89H215L214 91H213V87H212V89H211V90L213 91L212 93H213L214 95H212V93H211L210 91H209V92L207 91L208 93H206L205 91H206V88L208 87V84H210V86H211V83H212L211 81H212V80L215 81L214 78H215L216 76H215L214 74H215V73L218 74V72H217ZM169 70H170V69H169ZM174 70H175V69H174ZM174 70H173V73H174V75H175V73L177 72V70H176V71H174ZM181 70H182V69H181ZM181 70H180V71H181ZM183 70H184V68H183ZM183 70H182V71H183ZM193 70H194V71H193ZM254 70H255V69H254ZM9 71H10V70H9ZM13 71H14V70H13ZM136 71H138V74H137V76L135 75V79L138 81V83H140L141 85H144V86L146 85L147 89L150 88V87H152V86H155V83H153L154 81H152V80L146 78V77H149V76H146V74H144V75H140V77H139L138 75H139L142 71L139 72L140 70H138V69H137ZM152 71H153V70H152ZM157 71H158V70H157ZM171 71H172V70H171ZM207 71H208V72H207ZM240 71H241V70H240ZM133 72H134V71H133ZM143 72H144V71H143ZM143 72H142V73H143ZM164 72H165V71H164ZM164 72H163V73H164ZM183 72H184V71H183ZM187 72H188V70H187ZM238 72H239V71H238ZM142 73H141V74H142ZM154 73H155V75H154V74H153V75L156 76L157 73H156V72H154ZM158 73H159V72H158ZM160 73H162V72H160ZM160 73H159V74H160ZM169 73H170V72H169ZM169 73H167V76H166V75H163V76L161 77V78H163V79L166 78V77H167V78L164 80L165 82L163 81V83H165V84H163L162 82H160L161 85L158 84L159 86H162V85L164 86V85H166V86H167V89H169L170 87L173 86V85H172V83H173L172 80H173V79H171V75H169ZM171 73H172V72H171ZM171 73H170V74H171ZM173 73H172V74H173ZM189 73L187 74L188 77H189ZM209 73H212V74H210V76L213 75V77H214V78H213V77L211 76V78H213L212 80H211V78H210V79L208 78ZM236 73H237V72H236ZM6 74H7V73H6ZM134 74H136V72H135ZM165 74H166V73H165ZM176 74H177V73H176ZM182 74H185V73H182ZM202 74H203V75H202ZM217 74H216V75H217ZM7 75H8V74H7ZM12 75H13V74H12ZM147 75H149V73H148ZM151 75H152V74H151ZM160 75H161V74H160ZM185 75H186V74H185ZM234 75H235V74H234ZM234 75H231L232 78H234V77H233ZM143 76H146V77H144L145 79L143 78ZM154 76H153V77H154ZM176 76H177V75H176ZM179 76H180V75H178V77H179ZM183 76H184V75H183ZM191 76L194 78L195 75H191ZM191 76H190L189 78H191ZM210 76H209V77H210ZM237 76H238V75H237ZM253 76H254V75H253ZM44 77H45V76H42V75H39V74H33V75L31 76L30 79H26V80L31 81V84H36V83L38 82V80H40V79H42V78H44ZM137 77H139V78L142 77L143 79H142V78L139 79V78H137ZM159 77H160V76H159ZM196 77H197V76H196ZM198 77H197V80H198ZM217 77H218V75H217ZM149 78H150V77H149ZM155 78H157V77H155ZM161 78H159V79H161ZM176 78H177V77H176ZM193 78H191V80H189V81H190V82L193 81ZM236 78H239V77H236ZM245 78H246V77H245ZM249 78H250V77H249ZM159 79H158V80H159ZM163 79H161V81H162ZM195 79H196V78H195ZM263 79H264V78H263ZM153 80H155V79H153ZM210 80H211V81H210ZM216 80H217V81L219 80V81H218V82H219V87H220V88H223V87H221L222 85H221V83H220V79H217V78H216ZM234 80H236V79H234ZM234 80H233L232 82H230V83H232L231 85H233V84L235 83L234 86L236 87V85L238 86V82H239V80H236V81H237V84H236V81H234ZM242 80H243V79H242ZM242 80H240V81H242ZM254 80H255V79H254ZM82 81H83V80H82ZM159 81H160V80H159ZM184 81H185V80H184ZM204 81H205V82H204ZM206 81H207V83H206ZM209 81H210V83H209ZM217 81H215V83H216ZM244 81H245V82H244ZM244 81H242L243 84L240 83L239 85L244 86L245 83H246V80L244 79ZM171 82H172V83H171ZM174 82H175V81H174ZM186 82H187V81H186ZM186 82H185V83H186ZM193 82H194V84H196L195 81H193ZM200 82H201V83H200ZM203 82H204V84H202ZM261 82H262V81H261ZM181 83H182V81H181ZM188 83H189V82H188ZM205 83H206L207 85H206ZM227 83L229 84V81L226 82V83H224V82L222 83V84H226V86H228V87H224L225 89L223 88V90H225V92H227V90H228L227 88H229V91H228V92H229L230 94L234 95V94L231 93V92H232V90H234V89H236V88L230 90V86H229ZM247 83H248V81H247ZM247 83H246V85H247ZM263 83H264V82H263ZM173 84H175V83H173ZM176 84H177V82H176ZM176 84H175V86H173V90H174V89H175V90L178 89V84H177V85H176ZM192 84H193V83H192ZM216 84H217V83H216ZM147 85H149V86H147ZM169 85H170V87H169ZM171 85H172V86H171ZM181 85H182V84H181ZM249 85L253 86V85H255V82H254L253 85H252V83H250ZM249 85H247V86H249ZM256 85H257V83H256ZM259 85L261 86V85H263V84H259V83H258V85H257L256 87H258ZM71 86H72V85H71ZM188 86H189V85H188ZM210 86H209V89H208V90H210ZM223 86H224V85H223ZM234 86H231V88H233ZM247 86H246V87H247ZM18 87H20L21 89L24 90L27 86L24 85V84H22V85L18 84ZM164 87H165V86H164ZM164 87H163V88H164ZM168 87H169V88H168ZM195 87H196V86H195ZM195 87H194V88H195ZM159 88H162V87H159ZM163 88H162V89H163ZM185 88H187V87H185ZM201 88H203V89L201 90ZM240 88L243 89L242 87H239L240 92H243V90H244V93L238 95V93H240V92H238L239 90L236 89V90H234V91H237V94L235 93L236 96H235V95H234L233 97L230 96V95H228V96L225 95V96H227V98H229V96H230L229 99H233V98H235V97H236V98H240L241 95L246 94V93H245V90H246L247 88H249V87H247L246 89H243L242 91H241ZM259 88H260V87H258L257 89H259ZM261 88L264 89L262 86H261ZM261 88H260V89H261ZM150 89H152V88H150ZM180 89H181V88H180ZM191 89H193V88L191 87ZM218 89H219V88H218ZM218 89H217V90H218ZM159 90H160V89H159ZM182 90H183V88H182ZM184 90H185V89H184ZM186 90H188V89H186ZM255 90H256V88H255ZM69 91H70V90H69ZM69 91H68V92H69ZM170 91H172V88L170 89ZM193 91L197 94V91H195V90H193ZM219 91H222V90L219 89ZM219 91H216V92L219 94ZM230 91H231V92H230ZM246 91H247V90H246ZM252 91H253V88L251 87V93H252ZM256 91H260V90H256ZM256 91H255V93L253 92L254 95H253V93H252V95L250 96V97H252V100H253V96H254V97H255V96L257 97V96L259 95V93H257ZM68 92H67V93H68ZM149 92H150V91H149ZM156 92H157V91H156ZM165 92H166V93H169L167 90H166ZM165 92H164V93H165ZM173 92H174V91H173ZM175 92L177 93V90H176ZM175 92H174V93H175ZM194 92H193V94H194ZM216 92H215V93H216ZM228 92H227V93H228ZM248 92H249V94H250V90L247 91V93H248ZM260 92H264V91L261 90ZM6 93H7V92H6ZM158 93H159V91H158ZM170 93H171V92H170ZM198 93L201 94V92H198ZM223 93H224V92H223ZM223 93H222V94H223ZM227 93H226V94H227ZM256 93H257V94H256ZM147 94H148V93H147ZM186 94H187V93H186ZM202 94H203V93H202ZM249 94H246V96L249 95ZM262 94H263V93H262ZM167 95H169V94H167ZM182 95H183V94H182ZM223 95H224V94H223ZM199 96H200V95H199ZM218 96H220V95H218ZM225 96H223L224 99L226 98ZM155 97H156V96H155ZM162 97H163V96H162ZM169 97H170V96H169ZM180 97H181V96H180ZM182 97H183V96H182ZM188 97H190V96H188ZM200 97H201L202 99L204 98L203 95H201ZM200 97H198V96H197V97L194 96V102H195V99H196V98L198 99V98H200ZM211 97H210V99H212ZM223 97H222V96L217 97V95H216L215 98L213 97V99H214V100L212 99L213 102H212L211 100L209 101V104H208V105L210 106L209 108H211L212 106H213L214 108H216L218 105H220V104H221L222 102H224V101H225V103H223V104H225V106H226V103H227V102H228V104H229V102H231V100L226 101V100H228V99L224 100ZM243 97H245V96H241V99H242ZM258 97H261V93H260V95H259ZM69 98H70V97H69ZM171 98H172V97H171ZM178 98H179V97H178ZM185 98H186V96H185ZM191 98H192V96H191ZM191 98H190V99H191ZM201 98H200V99H201ZM216 98H217L219 101H221L220 103L216 102V103H218L217 106H215L216 104L214 103L215 100L217 101ZM221 98H222V99H221ZM236 98H235V99H236ZM247 98H248V96H247ZM173 99H174V98H173ZM188 99H189V98H188ZM192 99H193V98H192ZM192 99H191V100H192ZM197 99H196V100H197ZM202 99H201V101H203ZM204 99H205V98H204ZM235 99H234V101H235ZM241 99L236 100V101H238V102H234V101L232 100V102H231L230 104H233V102H234L235 104L232 105L233 107H234L235 105L239 106V104H240V103H239V100L241 101ZM245 99H246V98H245ZM260 99H261V98H260ZM260 99H259V100H260ZM75 100H76V99H75ZM166 100H167V99H166ZM170 100H171V99H170ZM174 100H175V99H174ZM207 100H209V98L206 99V101H207ZM223 100H224V101H223ZM248 100L251 102V99H250V98H248ZM262 100H263V101H262V104H264V103H263V102H264V94H263V98H262ZM5 101H6V100H5ZM184 101H185V100H184ZM197 101L199 102V99H198ZM201 101H200V102H201ZM257 101H258V99H257ZM79 102H80V101H79ZM79 102H77V104H76L78 109H79V104H78ZM82 102H83V101H82ZM171 102H172V101H171ZM190 102L193 103V101H190ZM198 102H196V103H198ZM204 102H205V101H203V103H204ZM211 102L213 103V105L210 104ZM242 102H243V103H246V102L248 103L247 100L244 101L243 99H242ZM242 102H241V103H242ZM250 102H249V104H250ZM253 102H255V105H256V104H259V106L257 105V106H258V109H262L260 103L256 102L255 98H254ZM253 102H252V105L254 104ZM259 102H260V101H259ZM73 103H74V101H73ZM152 103L154 104V102H152ZM152 103H151V105H152ZM156 103H157L156 105L158 106V103H159V102H156ZM179 103H180V102H179ZM196 103H195V104H196ZM201 103H202V102H201ZM206 103H208V102H206ZM206 103H204V104H206ZM238 103H239V104H238ZM247 103H246V104H247ZM198 104H200V103H198ZM228 104H227V105H228ZM44 105H45V104H44ZM160 105H161V104H160ZM175 105H176V104H175ZM211 105H212V106H211ZM195 106H197V105H195ZM195 106H194V107H195ZM201 106H202V104H201ZM204 106L206 107V109H203V110H206V113H208L207 111H211V110H208V108H207L208 106H206V105H204ZM220 106H222V105H220ZM237 106H235V107H236L235 110H234V108L232 109L230 106H226V108H231V109L233 110V112L235 111V113H236V112H239V111L237 110ZM242 106H243V107H242ZM242 106H241V104H240L239 107H240V108H243V110H244V108H245L246 106H248V104H247V105L244 104V105H242ZM257 106H253V107H256L255 109L252 107L253 110H257V111H253V110H252V112L255 113V112H258V111H259V112H258V115H259L260 111H262L263 109H262V110H258V109H257ZM262 106H263V105H262ZM175 107H176V106H175ZM198 107H199V108L201 109V111H202V107H200V105H198ZM198 107H197V109H198ZM205 107H204V108H205ZM213 107H212V109H214ZM260 107H261V108H260ZM263 107H264V106H263ZM72 108H73V107H72ZM157 108H158V107H157ZM195 108H196V107H195ZM221 108H222V107H221ZM226 108L224 107L223 109H225V111H226V110H227ZM240 108H238V109L241 111V112H240V113H241L240 118L242 119V118H243V117H242V110H241ZM246 108H247V111H246V110H245L246 112L244 111V113H246V115L243 113V114H244V117L247 116V113H248V115L250 114L251 119L255 117L256 120L252 119V120L254 121V124H253V122H252V125H255V124H256V125L258 126V127L256 126V127H257L256 130L259 129V130L261 131V130H262L261 127H262V125H264V123H263V122H264V117H263V116H264V111L262 112L263 116H262L261 113H260L261 116L259 115L261 119H262V117H263V120H262L263 122L261 121V119H260V122H259V121L257 120V119L259 118V116L257 115V116H258V118H257V116H255V114H253L254 117H252V113H251L250 109H248V108H250V107L248 106V107H246ZM246 108H245V109H246ZM252 108H251V109H252ZM78 109H77V110H78ZM197 109H196V110H197ZM200 109H199V110H200ZM216 109H217V108H216ZM89 110H90V109H89ZM228 110H229V112L232 111V110H230V109H228ZM228 110H227V111H228ZM236 110H237V111H236ZM3 111H4V110H3ZM74 111L77 113L76 110H74ZM157 111H158V110H157ZM201 111H198V112L200 113ZM216 111H217V110H216ZM225 111L223 110V111H222V114H225V113H223V112H225ZM227 111H226V113H227ZM249 111H250V112H249ZM167 112H168V113H167ZM213 112L216 114L215 110H214ZM218 112L221 113V111H218ZM229 112H228V113H229ZM166 113L168 114L167 116H169L170 111L167 110ZM166 113H165V114H166ZM199 113H197V115H198ZM214 113H212V115H215ZM228 113H227V116H228ZM230 113H231V112H230ZM230 113H229V114H230ZM235 113H234V115H233V113L231 114L232 117H233V116L235 117V115H236ZM71 114H72V112H71ZM153 114H154V113H153ZM201 114H204V117L207 115V114L205 115V111H204V113H203V111H202ZM222 114H220V115H222ZM237 114H238V113H237ZM73 115H74V114H73ZM75 115H76V114H75ZM75 115H74V116H75ZM78 115H79V114H78ZM217 115H218V113H217ZM238 115H239V114H238ZM238 115H236V117H237ZM70 116H72V115H70ZM167 116L165 117V115H164V116H162V117H164V118L160 117V119H159L158 121L153 120V121H152L153 123H151V124H152V127H153V130H152L153 133H152V134H154L153 136H154V142H155V145H152V146H154V147H155V146H156V147L160 146V148H161L160 143L162 144L163 141L166 142V140H167V139H166V140H162V139H164L165 137H167V138L170 140L171 137H172V133H173L174 131H171V130H169V129H172V130H173L174 128L177 129L176 127L173 128V126L175 125V122H174L173 120H171V119H173V118H171L170 116H169V117L171 118L170 120L173 121L174 123L171 122L173 125L170 124L172 127H169V121H168V120H169V117L167 118ZM195 116H196V115H195ZM199 116H200V115H199ZM201 116H202V115H201ZM201 116H200V117H201ZM207 116L210 117L211 114L209 115V113H208ZM227 116H226V117H227ZM229 116H230V115H229ZM229 116H228V117H229ZM0 117L2 118L1 120H3V118H6V119H4V120H5L4 123H3V121H1V123H0V125H1V126H0V133H3V132H4V133H5V136H6V139H9V138H10V139L13 140L14 142H17V144H18V143H22V144L27 143V146H30L31 148H34L35 150H41L42 148H44V146H43V144L40 142V140H41V139H42V140H46V139H45V137H46V131H47L48 127H49V125H48V123L46 122V120H44V119H36V118H33V116L28 115V114H27V117H28V120H29V121L27 120L26 122L19 121V119H17L18 114H17V115H13V114H8V113H3V114L0 113ZM29 117H30V118H29ZM193 117H194V116H193ZM200 117H199V118H200ZM212 117H213V116H212ZM247 117H248V116H247ZM161 118H162L163 120H162ZM195 118H196V117H195ZM199 118H198V119H199ZM207 118H208V117H207ZM207 118H204V119L207 120ZM216 118H218V122H217V123H218V125H220V123H221V122H219V121H221V120L219 119L220 117H216V116H215V118H213V119H215V121H217ZM222 118L225 120V117L222 116L221 119H222ZM237 118H238V117H237ZM240 118H238V119H240ZM26 119H27V118H26ZM156 119H157V118H156ZM164 119H165V120H164ZM174 119H176V118H174ZM210 119H211V117H210ZM213 119L210 120L211 123H210V121H209L208 123L213 124V122H214ZM223 119H222V122H223ZM230 119H231V116H230ZM238 119H237V120H238ZM251 119H249V117L247 118V120H249V124H250V121H252ZM73 120H74L73 123H76V122H77V117H76V118H73ZM160 120H162V122H161ZM205 120H203V121H205ZM208 120H209V119H208ZM231 120H232V119H231ZM15 121H17V122H16V123H13V122H15ZM164 121H165V122L168 121V123H165ZM203 121H201V122H203ZM226 121L228 122V121H230V120L227 119ZM233 121H236V118L233 119ZM241 121H242V123H246V124H248V121L246 122V120H244V118H243V120H241ZM256 121H258V122L260 123V126H261V127L256 123ZM176 122H177V119H176ZM180 122H181V121H180ZM198 122H200V121H198ZM201 122H200V124H202ZM224 122H225V121H224ZM224 122H223V124H224ZM227 122L224 124L225 126H227V125H226ZM236 122H237V121H236ZM238 122H240V120H238ZM238 122H237V123H238ZM162 123H164L165 125L168 124V126H164V124H162ZM177 123H178V122H177ZM185 123H186V122H185ZM204 123H205V122H204ZM228 123H229V122H228ZM230 123H231V125L233 124L232 121H230ZM237 123H235V126L237 125ZM240 123H241V122H240ZM242 123H241V124H242ZM261 123H263V124H261ZM183 124H184V122H182V125H181V123H180V124H179V125H180L179 127L183 126ZM186 124L189 125V123H186ZM206 124H207V123H206ZM223 124H221V125L223 126ZM238 124H239V123H238ZM241 124H239V125H240L239 127H238V125H237L236 127H235V126L233 127V126L228 125V127H229V126H230V127H229V128H226V129H230L231 127H233V128H237V127H238V129H239V128H240V129H241V128L244 129V128H243L244 124H243L242 127H241ZM176 125H177V124H176ZM187 125H184V128H185V127L188 128L189 133L192 132L193 129H195L196 132H194V131H195V130H194L192 133H195V134H196L197 132H199L198 129H197L196 127L193 128V127H194L193 125H192V126L189 125V127H190V130H189V127H188ZM203 125H205V124H203ZM213 125H215L216 130H217L219 126H218L217 124H215V122H214ZM216 125H217L218 127H217ZM177 126H178V125H177ZM225 126H223V127L225 128ZM167 127H169V129H168ZM191 127H192V129H191ZM220 127H221V126H220ZM220 127H219V129L216 131V133H217L218 131H219V133L224 132L223 130H225V132H226V129L220 130V129L223 128V127H221V128H220ZM263 127H264V126H263ZM263 127H262V128H263ZM251 128H252V127H251ZM79 129H81V128H79ZM166 129H167L168 132L171 131V132L168 133V134L171 133V137H170V135L167 136L168 134H166V132H167ZM175 129H174V130H175ZM231 129H232V128H231ZM263 129H264V128H263ZM182 130H185V129H183V127H182V129H181V134H182V132H184V131H182ZM254 130H255V129H254ZM256 130H255V132H256ZM74 131H75V130H74ZM150 131H151V130H150ZM165 131H166V132H165ZM176 131H180V130L178 129V130H176ZM186 131H187V130H185V132H186ZM220 131H221V132H220ZM231 131H232V130H231ZM87 132H88V131H87ZM87 132H85V133H87ZM213 132H214V131H213ZM229 132H230V131H229ZM239 132H240V131H239ZM252 132H253V131H252ZM189 133L187 132V133H184V134L182 135V137H183V136H185V135L187 134L186 136H188V138L185 137V138H186V141L183 140V139H185V138H181V137H180V136H181L180 134H179V135H180V136H179L178 134L174 133L175 135H177V137L174 136V137H172V138H178L177 140H180V138H181V140L184 141V142L182 141L183 143H182L181 141H179V142L177 143V140H175V141H176V146H175V141H173V139H172L171 141H172V143L174 142V147H177V146L181 145L180 142L182 143V146H184V144H185L186 146H188V145L190 144V143L188 144V141H190V138H191V137H189ZM192 133H190V134H192ZM226 133H227V132H226ZM165 134H166V135H165ZM174 134H173V135H174ZM195 134H194V135L192 134V135H193V136H197V135L199 136V135H200L199 133H197V135H195ZM202 134H203V133H202ZM210 134H211V133H210ZM76 135H77V134H76ZM79 135H81L80 137H82V138H83V137H88L87 135L82 134L81 132L79 133ZM150 135H151V133H150ZM215 135H216V134H214V136H215ZM223 135L225 136L226 134L223 133ZM223 135H222V136H223ZM244 135H245V134H244ZM178 136H179V137H178ZM77 137H78V135H77ZM151 137H152V136H151ZM169 137H170V138H169ZM202 137H203V136H202ZM211 137H212V136H211ZM211 137H210V138H211ZM152 138H153V137H152ZM193 138H195V137H193ZM193 138H191V139H193ZM198 138H200V140H202L201 137H198ZM78 139H79V138H78ZM88 139H89V140H88ZM88 139L86 138V140H87L86 143L90 144L92 149H91V151L88 150L90 153H88V151H87V154H91V156L93 157V159L91 158L92 160H91V162H90V166H89V170H88L89 175H88L87 172H86V174H85V175L88 176V179H87V180H88V181H87V182H88V186L86 185V187H87V189H86V195H87V196H86V199H85V200H86V201H85V205H86V206L84 205V207H83L82 204H81V200H82V192H80V191L76 192V193L74 194L75 196L73 195V198H75L76 200H78V201L80 202V208L83 207V208H85V210H87V211L90 213V215H89V220H91V223H94V224H103V223H104V220H105V219H104V218H105V214H104V218H103L102 213H103L104 207L101 205V200L104 199V198H103V193H104V191H103V189L99 188L98 186L92 184V175H93V172H94L95 170H97V169L99 170V169L101 168V167H100V161L103 159V156H99V155H98L99 153H97V148L94 146L92 140H91L90 138H88ZM188 139H189V140H188ZM195 139H196V140H195ZM195 139H193V140L196 142V141H197V137H196ZM217 139H218V138H217ZM80 140L83 141V139H80ZM203 140H204V139H203ZM78 141H79V140H78ZM152 141H153V139H152ZM45 142H46V141H45ZM83 142H84V141H83ZM150 142H151V141H150ZM168 142H169V141H167V143H166V144L164 143V144H165V145H167V144H168V145L171 144V145H169V146H171V148H174V147H173V144H172L171 142H170V143H168ZM186 142H187V143H186ZM191 142H193V141L191 140ZM195 142H193V143L196 144ZM206 142H207V141H206ZM80 143H81V142H80ZM84 143H85V142H84ZM158 143H159V144H158ZM198 143H199V139H198ZM198 143H197V145H198ZM201 143H202V142H201ZM204 143H205V142H204ZM204 143H202V144L204 145ZM207 143H208V142H207ZM207 143H205V144L208 145L209 148H208V147L206 148V147H205L206 145L203 147L201 144H200V147L195 148L196 146L193 144L195 147H190V148H187V147H186V148H185V147H182V146H181V147L183 148V150L181 151V147L179 146V147H180V151H178V150H179L178 147L176 148L177 151L174 150V151H176L175 154H176V155H179L178 157L180 158V160H178L179 158H178L177 156H175L174 159H175V160H178V162L181 161V163H180V167L182 166V167H181V168H182L181 171L183 172V174L186 173V172H185L186 170H187V172L189 171L188 174H189L190 172H191V174H192V173H194V171H195L196 174H195V175L193 174V175H194L193 178H194L196 175H197V176H201V175L203 174V172H205V174H206V175H204L205 178H204V177L201 178V179H203V180H201V179H199V180L196 179V180H197V181H196L195 179L192 178V181H193V180L195 181V182L193 181L192 184L190 183V182H191V181H190L191 179L189 180L190 182H188V180L185 179V178L183 177L182 172L179 170L180 167L177 169V167H178V165H179L178 163L176 164L177 167L175 166L176 168H173L174 166H173V165H170L173 161H172V159H171V160H170V159L168 160L167 157H169V156H170L171 158L174 157L175 154L173 153L174 155L172 156V153H171V151H172L173 149H172V150L167 149L168 151H165V152H167V153L170 151V153H169V156H168V155H167V156L164 155V159L166 158V161H167V160H168V161H172V162H170V164H168V161H167V162L165 161V162L168 164V166H171V167L173 166L172 168L174 169V170H173L171 167H168L169 170H170V168L172 169V171H175V169H176V170H179V173L181 172V175H182V176H181L179 173H178V175H179L180 177H183V178H182V179H183V182H188L189 184H191V187H190V185H188V186H186V187L183 188L182 185L184 186V185H187V184H183L182 181H181V183L179 182V181L181 180V178L177 177V174H176L177 171L175 172V174H174V173H171V172H168V171H167L168 169H167V167H166L167 164H166L165 162H161L162 160H161L159 163H160L162 166H165V165H166V166H165V167H162L160 164H159V165L162 167V170H164L163 168H165V171H164V172H163V171L160 172L161 170H158L159 168L161 169V167L158 168V165L156 166V164L158 163V162H156V161L158 160V158L155 157L154 155H152L151 153H154L155 151L158 152L157 149H158L159 147H158L157 149H155L154 152H151V153H150L153 157H155L154 159H156V160H155L154 162L151 161V162H153V163H155V164H152L151 162H150L149 164H152L153 166H156V167H157V168H156V167H155V168L161 173V174H158V175L161 176V179L159 178L160 181H158V184H157V181H156V180H157V178H158L159 176L157 175V173H155V172H157L156 169H153V170H156V171H154L152 175L156 174L158 177H156V180H155V177L152 176V177L154 178V179H152V177H151V173H150L151 171H153V170H151V169L154 168V167H152V166H151L152 168H151V167H148L150 171H149V173H148L147 175H145L146 178L151 177L150 179H152L153 181L155 180V182H156L155 185L157 184V186H159V182H160L161 185H160L159 188L162 187L163 191H165L166 195L168 194L167 196H169V197L171 196V195H170L171 193H173L172 196H175V193H177V196H179L178 198H181L182 196H187V197H184V200H183V198L180 199V200H183L182 202H181V201L179 202V200L176 198L177 196H175V198H176L178 201L175 200V199H173L174 197H171V198L173 199V200L171 199V201H177V202H179L178 204L176 203L175 205L173 204V203H175V202H173V203L170 202V203L173 204V205L168 204L167 202L162 203L163 201H160L161 203H159V201H158L157 203L160 204V206H163V205L165 206L166 204H168V207H169V205L173 206L174 208H175V206H177L178 211H179V212H177V213H178V214L180 213V214H179L180 216H181V214H182V216H183V217H181L182 219H183V218L185 219V218H187V217L189 216V217L187 218V220H188V219H189V220L191 219L190 221H192L193 217H192V218H190V217H191V216H194V215L201 216V219H200V217H198L200 221H201V220H205L206 218H208V219L210 218V216H209L210 214H209L207 217L204 216V215H205V214H208V213H207V211H208L207 208H208V207H206V206H207V204H209L208 206L211 207V205H210V201H213L212 198L210 199V201L207 200V203H205L206 201H205V202L203 201L202 204L206 205L205 208H204V205H201L202 199H203V200H206V199H205V194L203 193V191H204V190H205V191H208L209 188L211 187L210 184H212V187H214L215 189H218V190H215V189L213 188L215 191H214V192H213V190H212V191L210 190V191H211L213 194H215V196H219V195L222 196L221 198H220V196L218 197V201H217V199H216L217 197H214V199H216L215 201H217L216 203L219 202V198H220V202H219L220 204L218 203V206H217V205H215V206H217V207H221V210L223 209L222 212H223V211H224V212H225V211L227 212V210H228V212H230L229 210H232L233 206H234L235 204L239 205V203H240L239 207H241L240 210H242V208H243L242 206H244V207L246 206V207H245V210H246V208H247V210H248L249 205H246L247 202L244 204L243 201H242V200H244V199L246 200L245 197H248V195H247L246 193L250 191V192H249V197H251V196H253L254 194H256V191H257V190H260V187L262 188V191H263V189H264V187L261 185V184H264V183L262 182V181H264V179H263V180H262V178L259 179V178H260V175H259L258 173H257V174H258L259 177H258V176H257V177H254V176H253L254 173H253L252 176H253L254 178L252 177V179H251V177H250L251 175H249V173H248L249 171L245 170V169H246L245 167H244V170H243L244 172H242L243 174L241 173V171H242L241 168H243V167L240 166V167H241V168H240L238 165H237V167H235V166H236V165H235L236 162L234 163V165H235L234 167H235V168L233 167V170H235V172H234L233 174H232V172H231V171H233V170H231V169H232V165L229 166V167H228L227 165H224L223 168H225L226 166L228 167V169L225 168V171H223V170H224L223 168H221V169L218 168V167H219V166H218L219 164L217 165V167H215V168H217V170L213 167L214 165L209 166V165H210V159H209V158H210V156H211V155H210L211 152L209 151V150H210V144H207ZM150 144H151V143H150ZM156 144H157L158 146H157ZM164 144H162V148H163V147H167V148H169L168 146H165ZM178 144H179V145H178ZM187 144H188V145H187ZM191 144H192V143H191ZM191 144H190V146H192ZM78 145H83V144H78ZM148 145H149V144H148ZM243 145H244V144H243ZM243 145H242V146H243ZM88 146H89V145H88ZM149 146H150V145H149ZM238 146L240 147L241 144H239ZM247 146H248V145H247ZM75 147H76V146H75ZM81 147H82V146H81ZM83 147H84V146H83ZM150 147H151V146H150ZM154 147H153V148H154ZM188 147H189V146H188ZM202 147H203V148H202ZM239 147H238V149H239ZM245 147H246V146H245ZM86 148H87V146H86ZM153 148H151V149L153 150ZM162 148H161L160 151L163 150ZM240 148H241V147H240ZM242 148H244V147H242ZM242 148H241V149H242ZM246 148H247V147H246ZM248 148H249V147H248ZM174 149H175V148H174ZM164 150H166V149H164ZM164 150H163V151H164ZM236 150H237V149H236ZM239 150H240V149H239ZM242 150H243V149H242ZM242 150H241V151H242ZM82 151H83V149H82ZM82 151H81V152H82ZM84 151H85V150H84ZM160 151H159L160 154H167V153H165V152H164V153H161ZM211 151H212V150H211ZM246 151H247V150H246ZM246 151H245V154H246ZM148 152H150V149L148 150ZM172 152H173V151H172ZM177 152H178V153H177ZM243 152H244V150H243ZM235 153L238 154V152H236V151H235ZM248 153H249V152H248ZM82 154H83V153H82ZM100 154H101V153H100ZM155 154H156V153H155ZM160 154L157 153L156 155L159 156ZM243 154H244V153H243ZM148 155H149V154H148ZM232 155H233V154H232ZM241 155H242V153H241ZM246 155H251V154L249 153V154H246ZM259 155H260V154H259ZM88 156H90V155H88ZM152 156H151V157H152ZM255 156H256V155H254V157H255ZM257 156H258V154H257ZM261 156H263V155H261ZM153 157H152V159H153ZM170 157H169V158H170ZM235 157H236V156H235ZM235 157H234V159H235ZM246 157H247V156H246ZM246 157L244 156L243 158H246ZM88 158H89V157H88ZM147 158H148V157H147ZM149 158H150V157H149ZM259 158H260V157H259ZM259 158H257V160L254 159V158H253V159L256 160L255 162L257 163V161H260V160H258ZM2 159H4V158H2ZM152 159H150V160H152ZM174 159H173V160H174ZM246 159H247V158H246ZM246 159H245V160H246ZM253 159H252V157H251V161H252ZM261 159H262V157H261ZM235 160H236V159H235ZM235 160H234V161H235ZM237 160H238V159H237ZM263 160H264V159H263ZM7 161H8V160H7ZM148 161H149V160H148ZM239 161H240V159H239ZM248 161H249V159H248ZM251 161H250V162H251ZM2 162H3V161H2ZM24 162H25V163L31 162V163H33L34 166H36L37 168H35V169L32 170V171H30V170H29V171H27V170H23V167L25 166V163H24ZM176 162H177V161H176ZM207 162L209 163V165H208ZM253 162H254V161H253ZM253 162H252V163H253ZM162 163H165V165L162 164ZM174 163H175V162H173L172 164H174ZM232 163H233V162H232ZM240 163H243V164H244V162H240ZM252 163H251V164H252ZM256 163H255V164H256ZM259 163H260V162H259ZM261 163H262V161H261ZM230 164H231V163H230ZM230 164H229V165H230ZM248 164H249V163H248ZM255 164H254V167H255ZM174 165H175V164H174ZM257 165H258V163H257ZM263 165H264V164H263ZM263 165H260V166H263ZM149 166H150V165H149ZM183 166H184V167H183ZM243 166H246V164L243 165ZM220 167H222V166H220ZM246 167H247V166H246ZM250 167H251V166H250ZM24 168H26V167H24ZM150 168H151V169H150ZM229 168H230V169H229ZM236 168H237V169H236ZM248 168H249V167H248ZM262 168L264 169V166H263ZM3 169H4L5 171H7V172H3V171H2V172H3V177L6 176V177L3 178V180L7 181L8 183H10L11 179H12V178H15V177L18 178V179L24 180V181H29V180H32V178H34V177L36 178V177H40V175H42V172L40 171V161H39V158H38L37 156H35V155H29V154H26V153H21V154L17 155L15 158H13V160H11L10 162L8 161V165H7L6 167H4ZM86 169H87V168H86ZM183 169H185V171H183ZM219 169H220L221 171H218ZM222 169H223V170H222ZM253 169H254V168H253ZM258 169H260V168H258ZM227 170H228V172H227ZM239 170H240V171H239ZM249 170H250V169H249ZM86 171H87V170H86ZM170 171H171V170H170ZM192 171H193V172H192ZM222 171H223V172H222ZM236 171H239V173L237 172V174H240V173H241V174L243 175L244 178L246 177V176L244 175V173L246 172V175H247V173H248L247 176H248L249 178H246L247 180H245V179L242 177V178L246 181V182H245V181L243 182V185L240 184V183L242 182L241 180H243V179H242L241 177H239L238 175H237V176L235 175ZM146 172H147V171H146ZM184 172H185V173H184ZM217 172H218V173H217ZM221 172H222V173L226 172V173H225V175L222 174L223 176H218V174H219V173L221 174ZM230 172H231V173H230ZM254 172H255V171H254ZM262 172H263V170H262ZM170 173H171V175H172V174H173V175L170 176ZM201 173H202V174H201ZM227 173H229V175H227L228 178L226 177V174H227ZM145 174H146V173H145ZM191 174H190V177H191ZM199 174H200V175H199ZM220 174H219V175H220ZM250 174H251V172H250ZM255 174H256V173H255ZM174 175H176L177 179L174 178ZM230 175H235L238 179L240 178V181H237L238 183H235L236 181H235L234 179H231V178H235V176H234V177H233V176L229 177ZM242 175H240V176H242ZM263 175H264V174H263ZM186 176H187V175H186ZM186 176H185V177H186ZM188 176H189V175H188ZM188 176H187V178L189 179ZM197 176H196L195 178H200V177H197ZM224 176H225V177H224ZM171 177H173V180L176 179V182L180 179V180L178 181V184L180 183V184H182V185H181V186H180V184H179V185H176L177 187L179 186V187H182V188H183V189L180 188V190H178V191H180V192H176L177 190H175V185H174V189H172V188L170 189V187H172V185H171L172 183H170V182H171ZM262 177H264V176H262ZM178 178H179V179H178ZM222 178H223V179H222ZM225 178H226V179H225ZM97 179H98V178H97ZM150 179H149V180L147 179V182H148V181H149L150 183L153 182L152 180L150 181ZM184 179L187 180V181H184ZM224 179H225V180H224ZM228 179H230V180L228 181ZM235 179H236V178H235ZM109 180H110V178H109ZM204 180H205V181H204ZM206 180L209 181V184H208L209 186L206 184V186L208 187V189L206 188V186H205V184H204L205 182L208 183ZM233 180H234L235 182H232ZM14 181H15V180H13V182H12V181H11V182L14 183ZM99 181H100V180H99ZM104 181H105V180H104ZM174 181H175V180H174ZM174 181H173V183L175 184L176 182H174ZM198 181H199V182H198ZM201 181H203V183H202ZM95 182H98V180L95 181ZM200 182H201V183H200ZM2 183H3V182H2ZM245 183H246L247 185H249V186H247ZM260 183H261V184H260ZM4 184H5V183H4ZM153 184H154V183H151V185H153ZM176 184H177V183H176ZM203 184H204V185H203ZM148 185H149V184H148ZM244 185H246V187H245ZM260 185H261V186H260ZM68 186H69V185H68ZM70 186H71V185H70ZM106 186H107V185H106ZM203 186H204V189H203V191H202V195L204 196V198H200L199 200H201V201H200V203H199V201H198L197 198L200 197V195H199L200 192H199L198 190H200L201 187H203ZM31 187H32L33 189H35V191L42 190V188H39V186H38L37 184H34V185H32ZM177 187H176V189H177ZM179 187H178V189H179ZM187 187L193 189L192 192H190V193H189V192H188V193H185V192H184V191H185L184 189H187L186 192H187V191H191V189L188 190L189 188H187ZM199 187H200V189H199ZM219 187L222 189L221 192H223V193L220 194L221 192H219V195H218L217 191H220V190H219ZM247 187H248V189H245V188H247ZM65 188H66V187H65ZM196 188L198 189L197 191L199 192V193L196 192V193H198V194H197V197H196L195 193H193V191H194V192L196 191V190H194V189H196ZM205 188H206V189H205ZM43 189H44V188H43ZM67 189H68V190H67ZM67 189H66V190H67L68 192L71 191V188H70V190H69V188L67 187ZM210 189H211V188H210ZM244 189H245V194H246V196H243V194H244ZM30 190H31V189H30ZM46 190H51V189L46 187ZM58 190H59V188H58ZM64 190H65V189H64ZM150 190H151V189H150ZM169 190H171V191H169ZM172 190H173L174 192H173ZM181 190H183V191H181ZM201 190H202V189H201ZM201 190H200V191H201ZM246 190H247V192H246ZM248 190H249V191H248ZM35 191H34V192H35ZM110 191H111V190H110ZM159 191L163 192L162 190H159ZM210 191H209V192H210ZM260 191H261V190H260ZM56 192H57V191H56ZM65 192H66V191H65ZM152 192H153V191H152ZM167 192H168V193H167ZM181 192H182V193L184 192V194H186V195H184V194L181 195V194H182ZM209 192H208V194L210 195ZM215 192L217 193V195H216ZM257 192H258V191H257ZM52 193H53V192H47V193H44V194H42V195H44V196H46V197H48V198H51L53 201H56V202L60 203V204H58V205L62 207V205H64V203H66V202H65V201H66L65 198H66V196L69 195V193H68V195H66V196H65V193H64V192H62L61 194H55V193H54L55 195L52 194ZM71 193H73V192H71ZM71 193H70V195H71ZM169 193H170V194H169ZM179 193H181V194L179 195ZM192 193H193V195H192ZM250 193H252L251 196H250ZM24 194H25V193H24ZM200 194H201V193H200ZM206 194H207V193H206ZM258 194H259V195H258ZM258 194H256V195L253 196V197L256 199V198H257L256 196L258 195V198H259V196H260L261 194H262V195L264 194V191H263V193H261V194L258 193ZM99 195H101V197H98ZM158 195H159V194H158ZM161 195H162V196H165V194L163 195L162 193H161ZM188 195H189V196H188ZM194 195H195V196H194ZM202 195H201V196H202ZM211 195H212V194H211ZM22 196H24V195H22ZM38 196H39V195H38ZM167 196H165L166 198H165V197H163V198L161 197L162 199H160V198H158V197H160V195H159V196H157V198H158L159 200H164V198L167 199ZM203 196H202V197H203ZM213 196H214V195H213ZM213 196H212V197H213ZM242 196H243V197H242ZM24 197H26V196H24ZM24 197H22V198H24ZM155 197H156V196H155ZM169 197H168V198H169ZM207 197H208V196H207ZM249 197H248L247 199H249ZM253 197H252V199H253ZM260 197H262V196H260ZM30 198H31V197H30ZM67 198L69 199V196H68ZM67 198H66V199H67ZM71 198H72V196H71ZM71 198H70V200H71ZM73 198H72V199H73ZM109 198H110V197H109ZM157 198H156V199H157ZM209 198H210V196H209L207 199H209ZM27 199H28V197H27ZM31 199H32V198H31ZM31 199L26 200V201H30ZM37 199H42V198L40 197V198H37ZM37 199L34 197L33 201L31 200V202H33L32 204H34L35 207L37 206V203H36V202H37ZM45 199H46V198H45ZM61 199H62V200H61ZM75 199H74V200H75ZM105 199H106V198H105ZM113 199H114V198H113ZM153 199H154V198H153ZM156 199H155V200H156ZM250 199H251V198H250ZM250 199H249V201H250ZM252 199H251V200H252ZM262 199H264V195H263V198H262ZM262 199H261V200H262ZM70 200H69V201H70ZM245 200H244V201H245ZM253 200H254V199H253ZM261 200H260V201H261ZM38 201H39V200H38ZM46 201H47V200H45V204H46ZM109 201H110V200H109ZM164 201H165V200H164ZM169 201H170V198H169ZM169 201H168V202H169ZM215 201H213V203H214ZM249 201H248V202H249ZM256 201H257L256 204H258L259 199H257ZM42 202H43V201H42ZM47 202H49V201H47ZM56 202H54V203H56ZM155 202H156V201H155ZM238 202H239V203H238ZM251 202H253V201H250V204H251ZM254 202H255V200H254ZM254 202L252 203L253 205L255 204ZM262 202L264 203L263 200H262ZM43 203H44V202H43ZM61 203H62V205H61ZM70 203H71V202H70ZM165 203H166V204H165ZM259 203H260V202H259ZM161 204H163V205H161ZM211 204H212V202H211ZM243 204H244V205H243ZM256 204H255V207L257 206ZM260 204H262V203H260ZM107 205H108V204H107ZM219 205H220V206H219ZM241 205H242V206H241ZM49 206H54V205H52V204H46L45 207H49ZM160 206H159V207H160ZM164 206H163V207H164ZM212 206H213V205H212ZM247 206H248V207H247ZM261 206L264 207V205H261ZM105 207H106V206H105ZM163 207H160V210H163ZM166 207H167V205H166ZM166 207H165V208H166ZM168 207H167V210H168ZM173 207H172V210L174 211V208H173ZM210 207H209V208H210ZM213 207H214V206H213ZM213 207H211V208H213ZM217 207H216V208H217ZM231 207H232V208H231ZM234 207H235V206H234ZM237 207H238V206H236V208H237ZM239 207H238V210H237V211H239ZM255 207H254V210H255ZM259 207H260V206H259ZM165 208H164V210H165ZM211 208H210V210H211ZM236 208H235V210H233V211H235L234 213H236ZM251 208H252V207L250 206V210H251ZM257 208H258V206L256 207V209H257ZM261 208H262V207H261ZM154 209H155V208H154ZM259 209H260V208H259ZM22 210H23V208H22ZM27 210H28V208H27ZM157 210H158V208H157ZM164 210H163V211H164ZM170 210H171V207H170ZM175 210H176V208H175ZM210 210H209L208 212L213 211L214 208H213V210H211V211H210ZM219 210H220V208H219ZM221 210H220V211H221ZM247 210H246V211H247ZM23 211H24V210H23ZM155 211H156V210H155ZM165 211H166V210H165ZM168 211H169V210H168ZM173 211L171 212V213H172V216H171L172 218L175 216V215H173ZM176 211H177V210H176ZM205 211H206V213H205ZM242 211H244V210H242ZM246 211H245V212H246ZM252 211H253V210H252ZM261 211H262V210H261ZM36 212H37V210H36ZM169 212H170V211H169ZM169 212H167V213L164 212V213H165V215L167 216V215L169 214ZM174 212H175V211H174ZM222 212H221V213H222ZM228 212L226 213V215L228 214ZM240 212H241V211H240ZM263 212H264V208H263ZM32 213H33V212H32ZM171 213H170V214H171ZM175 213H176V212H175ZM175 213H174V214H175ZM214 213L216 214L217 212H214V211H213V214H214ZM231 213H232V212H230V214H231ZM234 213H233V214H234ZM237 213H238V212H237ZM246 213H247V212H246ZM38 214H39V213H38ZM106 214H107V213H106ZM161 214H162V217L164 218L162 212H161ZM170 214H169V216H170ZM178 214H176V215H178ZM202 214H203V215H202ZM233 214H231V215H233ZM263 214H264V213H263ZM26 215H27V213H26ZM158 215L160 216V214H158ZM217 215H218V214H216V216H217ZM221 215H223V214H221ZM226 215H224V217L222 216V218L225 219V216H226ZM228 215H229V214H228ZM228 215H227V216H228ZM29 216H30V215H29ZM43 216H44V215H43ZM43 216H42V217H43ZM45 216H46V215H45ZM87 216H88V215H87ZM87 216H86V217H87ZM106 216H107V215H106ZM142 216H143V215H142ZM147 216H149V215H147ZM147 216H143V217L146 218ZM202 216H203V217H202ZM32 217H33V216H32ZM38 217H39V216H38ZM46 217H47V216H46ZM46 217H45V218H46ZM167 217H168V216H167ZM167 217H166V218H167ZM178 217H179V216H178ZM204 217H206V218H205V219H202V218H204ZM213 217H214V215H213ZM235 217H236V216H235ZM27 218H28V217H27ZM36 218H37V217H36ZM40 218H41V217H40ZM172 218H171V219L169 218V220H172ZM176 218H177V216H176ZM176 218H175V219H176ZM181 218H180V219H181ZM194 218L196 219L197 216H196V217L194 216ZM220 218H221V217H220ZM246 218H247V217H246ZM37 219H39V218H37ZM139 219H140V217H139ZM148 219H149V218H148ZM153 219H154V218H152V220H151L153 224L151 223V221L149 222L150 219H149L148 221H147V220H144V219H142V220H141V219L138 220L139 222L136 221V222L139 223V224L137 225V227L139 226V227H138L139 230L137 229L138 232H137L136 229H135V228H137V227H134V226H133L132 229H133V232H135V233H133L134 236L132 235V233H131L130 235L133 236L134 238H133V239H132L131 237H130V238L134 241V245H135V240H136V242H137V243H136L137 245L140 243V244H139L140 247H141V245H142V241H141V240H144L143 243H146L145 245H142L141 248L139 247V245L137 246L138 248L135 247L136 245L134 246V247H135V248H134V249H135V252H134L135 255H136V256H139L138 258H141V257H140L141 252H142L141 255L143 256V252L146 251V256H147V252H148L149 250H151V249L153 248V246H157V247H154L155 249L158 248V247H159L160 249H161V247L163 248L164 245H162V243H163V242H162V239L166 238L167 235H168V237L166 238V242H165V243H169V244H167V245H166L165 243H164V244L166 245V247L169 245L170 248L167 247V248H164V250H165V249L169 250V249H171V247H172L173 250L171 249L172 251H170V252H171L170 254H168L167 250H165V251L167 252V255H166V257H164V258H163L162 255H161V254L164 252V250H160V253H161V251H162L161 254L158 252L159 255H161V256H159V255L157 254V250H156V254H157L158 257H159V260L156 259L157 255L155 254L154 250H153L154 253H152V250H151V251L149 252L150 255H148L147 257H144V260H146V259L148 260V257L151 256L152 254L156 255V257L153 256V259L155 258L154 260H153L152 258H150V259H149L150 261L148 260L147 263H146V261H143V257H142V259H139V261L142 260V261H143L144 263H146V264H161V263H162V264H165V263H166V264H190V263H191V264H194V262H197L196 260L194 261V258L197 256L195 259H198V258H199L198 255H199L200 253L198 254L199 251H198L197 253H195V254H197V255H195L194 258H193V256H192L193 254L190 255V253H192V252H191L192 249H193L192 247L194 246V245H193V241L191 240V238H188V239H189V240H188L189 243L192 242V243L190 244V245H192V246L188 245V247H191V248H192V249L189 250L188 247L185 246V245H187V244H185L186 242H182V243H181L182 240H184V241L187 240V239L185 240L186 237L184 238V236L180 235V234H181L180 232H181L182 230H180V232H179L180 234L177 233V235H175V234H174L175 232H173V231H174V230H173L174 228L172 229V230H173V231H172V232H173V235H174L175 237H176V236H179V237L181 236V241H179L180 238H179V237H176V239H175V237L172 235V232H170L171 229H170V227H169V226H170L169 224L166 223L167 226L169 225V226H168L169 228H168L165 224H163V223H158V222H161V221H157L156 219H154V221H156L155 223H157L158 226L161 224L162 226L165 225L168 229H170V230H168V229H166V230H162V229H165V227H164V226H163V227H162V226H161V227H158V226L154 223ZM161 219H162V218H161ZM164 219H165V218H164ZM178 219H179V218H178ZM195 219H194V220H195ZM208 219H207V220H208ZM211 219H213V218H211ZM215 219H216V218L214 217L213 220H214L215 222H217ZM223 219H222V220H223ZM247 219H248V218H247ZM43 220H44V217H43ZM43 220H42V221L40 220V221H41V224L44 223ZM46 220H47V219H46ZM89 220H88V221H89ZM143 220H144V221H143ZM165 220H166V219H165ZM169 220H168V218H167L166 221L169 222ZM185 220H186V219H185ZM185 220H183V221L181 220V221H182L181 226L184 225V228L187 227V226H185V222H186V224L188 225V227H189L190 223L192 224V222H193V221H192V222H189V221L187 222V221H185ZM197 220H198V219L195 220V221H196V224L194 223V225H193L194 228H193V229H195V227H196L197 225H198V226H197L198 229H201V227L203 228V226H200V225H204V224H202V223H205V222H204V221H201L202 223L197 224V223L199 222V221H197ZM217 220H218V218H217ZM29 221H30V220H29ZM81 221H82V220H81ZM86 221H87V220H86ZM181 221H179V222H181ZM195 221H194V222H195ZM210 221H211V220H210ZM214 221H212V222L214 223ZM218 221H219V220H218ZM245 221H246V220H245ZM258 221H259V220H258ZM36 222H37V221H36ZM38 222H39V221H38ZM38 222H37V224H38ZM63 222H64V221H63ZM171 222H172V221H171ZM174 222H177V220L174 221V219H173V222H172V223H174ZM212 222H211V223H212ZM232 222H233V221H231L230 224H231ZM48 223H49V222H48ZM59 223H60V222H59ZM150 223H151L153 226H154V224H155L156 226L153 227V226L150 225ZM188 223H189V224H188ZM206 223H207V222H206ZM209 223H210V222H209ZM227 223H228V222H227ZM236 223H239V222H236ZM244 223H246L245 225H247L248 221H247V222H244ZM244 223L241 222V224H243V225H244ZM263 223H264V221H263ZM88 224H89V223H88ZM105 224H106V223H105ZM136 224H137V223H136ZM136 224H135V226H136ZM174 224H175V223H174ZM217 224H218V223H217ZM232 224H235V223H232ZM52 225H53V223H52ZM80 225H82V224H80ZM89 225H90V224H89ZM108 225H109V224H108ZM147 225H148V226L150 225V227H147ZM176 225H180V224L177 222ZM195 225H196V226H195ZM213 225H214V224H213ZM222 225H223V224H222ZM238 225H240V224H238ZM245 225H244V226H245ZM253 225H255V224H253ZM16 226H17V225H16ZM42 226H43V225H42ZM82 226H83V225H82ZM92 226H93V225H92ZM191 226H192V225H191ZM199 226H200V227H199ZM204 226H206V225H204ZM256 226H257V225H256ZM24 227H27V226H24ZM76 227H77V226H75V228H76ZM79 227H80V226H79ZM90 227H91V225H90ZM145 227H147V229H146ZM155 227H156V228H155ZM157 227H158V228H157ZM172 227H173V226H172ZM224 227H225V226H224ZM238 227H239V226H238ZM245 227H246V226H245ZM248 227H249V226L247 225L246 228H248ZM260 227H261V226H260ZM27 228H28V227H27ZM38 228H39V227H38ZM83 228H85V227H83ZM83 228H82V229H83ZM101 228H102V227H101ZM108 228H109V226H108ZM184 228H183V229H184ZM233 228H234V227H233ZM35 229H36V228H35ZM77 229H78V228H77ZM82 229H81V230H82ZM134 229H135V230H134ZM158 229H161L162 231H168V232L171 233L172 236L169 235L170 233L167 234V235H163V233H162L160 230H158ZM175 229H176V228H175ZM190 229H192V227H190ZM193 229H192V230H193ZM255 229H256V227H255ZM33 230H34V228H33ZM40 230H41V229H40ZM40 230H39V231H40ZM71 230H72V229H71ZM85 230H88L89 232H88V231H87V232H88L89 234H88L87 232H85V233L81 232V234L79 233V234L77 235V236H80V237H78V239H79V238L81 239V237H82V239H84V241H85V244H83V245H84V248H82V247H83V246H82L81 249L79 250L77 247H75V248L77 249V255H76V250H75L74 247H72V248H74V251H75V258L73 257L74 255L72 256V254H74V251H73V253L71 254V256H72L74 259H73L72 257H71V258H72V259H71V258L69 257V255L67 254L68 257L71 259V262L69 261V262H70V263H69L68 261L65 260V262H64L63 264H65L66 262H68L69 264H88L90 261L93 260V255H94V253L96 252V250H98L97 248L99 247L100 242H103V241L107 238V236H108L107 232H105V231H100V232L97 233V232H95L94 230H92V228H88V229L86 228ZM195 230H197V228H196ZM245 230H246V229H245ZM261 230H263V229H261ZM261 230H260V231H261ZM47 231H48V230H47ZM47 231H43V230H42L41 232H43V234H44V236H45V239H44V240L47 239V241H49L50 237H52L53 235H51V234L48 233ZM50 231H51V229H50ZM175 231H176V230H175ZM184 231H185V229H184ZM186 231H187V229H186ZM198 231H199V230H198ZM227 231H229V230L227 229ZM263 231H264V230H263ZM71 232H72V231H71ZM168 232H166V233H168ZM176 232H178V231H176ZM187 232H188V231H187ZM77 233H78V231H77ZM77 233H76V234H77ZM82 233H83V235H82ZM166 233H165V234H166ZM198 233H200V232H198ZM236 233H237V232H236ZM255 233H258V231L255 232ZM43 234H41V236H42ZM196 234H197V233H196ZM258 234H259V236H260V233H258ZM258 234H257L256 236H258ZM261 234H262V232H261ZM263 234H264V233H263ZM86 235H87V236H86ZM188 235H189V234H188ZM231 235H232V234H231ZM249 235H250V237H251V238H250V240H251L253 236H251V234H249ZM249 235H248V236H249ZM254 235H255V234H254ZM38 236H39V238L41 237L40 235H38ZM38 236H37V238H38ZM164 236H165V237H164ZM214 236H215V235H214ZM220 236H221V235H220ZM225 236H226V235H225ZM237 236H238V235H237ZM263 236H264V235H263ZM62 237H63V236H62ZM62 237H61V239H62ZM136 237H137V238H138V237H141V239H140V238L136 239ZM143 237H144V238H143ZM163 237H164V238H163ZM173 237H174V238H173ZM182 237H183L184 239H183ZM188 237H189V236H188ZM200 237L203 238L202 236H200ZM227 237H228V236H227ZM261 237H262V235H261ZM74 238H76V240H77V237L74 236ZM130 238H129V239H130ZM142 238H143V239H142ZM168 238H169V239L171 238L170 241H169ZM172 238H173V239H172ZM177 238H179V239L177 240ZM192 238H193V237H192ZM56 239H60V238H58V236H57ZM66 239H67V238H65V237L63 238L64 242H65ZM80 239H79V240H80ZM139 239H140V242L137 241V240H139ZM174 239H175V241H174ZM196 239H198V238H196ZM204 239H205V238H204ZM237 239H238V238H237ZM237 239H236V240H237ZM42 240H43V239H42ZM68 240H70V239H68ZM68 240H66V242H69ZM132 240H129V241L132 242ZM171 240H172V242H171ZM252 240H253V239H252ZM252 240H251V242H254V240H253V241H252ZM260 240H261V238H260ZM262 240H263V237H262ZM36 241H37V242H40L41 239H38V240H36ZM51 241H52V240L50 239V242H51ZM53 241H54V240H53ZM55 241H56V240H55ZM73 241H74V240H73ZM80 241H81V240H80ZM160 241H161L162 243H161ZM163 241H165V240H163ZM168 241H169V242H168ZM178 241H179L180 243H178ZM188 241H187V243H188ZM190 241H191V242H190ZM207 241H208V240H207ZM229 241H230V239H229ZM229 241H228V242H229ZM240 241H241V240H240ZM248 241H249V240H248ZM71 242H72V241H71ZM77 242H78V241H77ZM131 242H130V246L128 245V243H125V244H123V245L117 247V249H116L114 252H112V255L109 256V257H108V253L102 252V254H103L104 257H108V260L102 262L101 264H114V263H116V261H118V259L120 260V258H118V257L120 256L121 253H126V252L128 253V251H130V253H131V249H132V251L134 250V249L132 248V247H133V244H131ZM170 242L173 244L172 246H171V243H170ZM173 242L178 243V246H177V244H174ZM194 242H196V241H194ZM202 242H203V241H202ZM202 242H201V243H202ZM205 242H206V241H205ZM249 242H250V241H249ZM261 242L264 243V241H261ZM34 243H35V242H34ZM34 243H33V245H35ZM41 243H42V241H41ZM45 243H47V242L45 241ZM55 243H56V242H55ZM72 243H74V242H72ZM132 243H133V242H132ZM154 243H155L156 245H152V244H154ZM160 243H161V247H160V245H159ZM183 243H184V244H183ZM189 243H188V244H189ZM198 243H199V242H198ZM207 243H208V242H207ZM254 243H255V242H254ZM254 243H253V244H254ZM262 243H261V246L264 247V244H262ZM57 244H58V243H57ZM61 244H62V243H61ZM69 244H70V242H69ZM77 244H78V243H77ZM179 244H183V245H179ZM196 244H197V242H196ZM203 244H205V243L203 242ZM208 244H209V243H208ZM213 244H214V243H213ZM241 244H242V243H241ZM258 244H259V243H258ZM33 245H32V246H33ZM39 245H40V244H39ZM44 245H45V244H44ZM46 245H47V244H46ZM53 245H54V243H53ZM59 245H60V243H59ZM78 245H79V244H78ZM131 245H132V246H131ZM150 245H152V248L150 247ZM175 245H176V247H174ZM198 245H199V244H198ZM200 245H201V244H200ZM215 245H216V244H215ZM255 245H257V244H255ZM259 245H260V244H259ZM259 245L256 246V247L258 248ZM35 246H36V245H35ZM37 246H38V245H37ZM47 246H48V245H47ZM62 246H63V245H62ZM64 246H68V245H64ZM70 246H71V245H70ZM179 246L181 247V248H180L181 251L178 249V254H176L177 252H176L175 248H178ZM183 246H185L186 249H183V250H182ZM205 246H206V244H205ZM42 247H43V246H42ZM53 247H54V246H53ZM53 247H52V248H53ZM55 247H56V245H55ZM68 247H69V246H68ZM185 247H184V248H185ZM207 247H208V246H207ZM231 247H232V246H231ZM263 247H262V249H264ZM52 248H51V249H52ZM139 248H140V250H139ZM204 248L206 249V247H204ZM232 248H233V247H232ZM257 248H255V249H257ZM45 249H46V248H45ZM49 249H50V245H49ZM67 249H68V248H67ZM196 249H197V248H196ZM201 249H203V248H201ZM208 249H209V248H207L206 250H204L205 253H206V251H208ZM243 249H244V248H243ZM243 249H242V250H243ZM260 249H261V248H260ZM260 249L258 248V249H257L258 251L256 252V250H255L254 252L259 253V252H260ZM262 249H261V250H262ZM55 250H56V249H55ZM55 250H54V251H55ZM136 250H137V251L139 250L140 253H139V252L137 253ZM174 250H175V252H173ZM237 250L240 251V249H237ZM63 251H64V250H63ZM78 251H79V252H78ZM158 251H159V249H158ZM189 251H190V253H189ZM211 251H212V249H211ZM252 251H253V250H252ZM58 252H59V250H57V253H58ZM61 252H62V250H61ZM70 252H71V250H70ZM172 252L175 253L177 256H173V255H172V256L174 257V258H173V257L171 256ZM194 252H196L195 249H194L193 253H194ZM209 252H210V251H209ZM245 252H246V251H245ZM262 252H263V254H264V250H263ZM262 252H260L261 255H262ZM55 253H56V252H54V255H55ZM134 253H133V256H132V253H131V255L128 254V255L132 256V257H130V260H131V258L134 259V256H135ZM151 253H152V254H151ZM188 253H189V255L187 256ZM239 253H240V252H239ZM247 253H250V252H248V250H247L246 254H247ZM251 253H252V252H251ZM62 254H63V253H61V255H62ZM164 254H166V253L164 252ZM164 254H163V256H164ZM175 254H174V255H175ZM185 254H186V255H185ZM212 254H213V253H212ZM217 254H218V253H217ZM219 254H220V253H219ZM254 254H255V253H254ZM30 255H32V254H30ZM54 255H53V253H52V256H54ZM56 255L59 256V255H60V252H59L58 254H56ZM56 255H55V256H56ZM61 255H60V257H61ZM125 255H126V254H125ZM128 255H126V256H128ZM259 255H260V254H259ZM259 255L256 254V257L258 256V257L261 258V256H259ZM44 256H45V255H44ZM44 256H43V257H44ZM58 256H57V257H58ZM62 256H63V255H62ZM126 256H125V257H126ZM167 256H168V257H167ZM186 256L189 257V258H191V260L188 261V259H187ZM191 256H192V257H191ZM201 256H202V257H201ZM201 256H200V257L203 258V256H206V254L203 255V253H201ZM215 256H216V255H215ZM217 256H218V255H217ZM217 256H216L215 258H217ZM246 256H247V255H246ZM250 256H251V255H250ZM254 256H255V255H254ZM262 256H263V255H262ZM6 257H7V256H6ZM46 257H47V256H46ZM48 257H49V256H48ZM158 257H157V258H158ZM212 257H214V256H212ZM251 257H252L251 260L256 259L255 257L253 258V256H251ZM258 257H257V259H259ZM12 258H13V257H12ZM50 258H52V257H50ZM62 258H63V257H62ZM128 258H129V256H128ZM136 258H137V257H135V261H136ZM138 258H137V259H138ZM192 258H193V259H192ZM201 258H200V260H202L203 262H205V260H206L205 263H207V264H208V263H211V264H215V263H216V264H217L216 260H217L218 258H220V257L218 256L217 259H214L215 263L212 262V259H213V258H210L211 261H210L209 258H207V259H204V258L201 259ZM221 258H223V257H221ZM221 258H220V261H221V262L219 261L218 264H219V263H220V264H221V263L224 264V263L226 262V261H225V258H226V257L223 259L225 262L222 261ZM245 258H246V257H245ZM5 259H6V258H5ZM17 259H18V258H17ZM59 259H60V258H59ZM123 259H124V255H123ZM133 259H132V260H133ZM151 259L154 261V263H152L153 261H152ZM208 259H209V261H207ZM257 259H256V260H257ZM67 260H68V259H67ZM110 260H111V261H110ZM130 260H128V259L126 260V259H125V261H127V262H129ZM132 260H131V261H132ZM155 260H157V262H156ZM218 260H219V259H218ZM228 260H230V259H228ZM251 260H250V261H251ZM259 260H260V261H259ZM259 260H258V261H255V262H257V264H258L259 262L261 263V259H259ZM45 261H46V260H45ZM58 261L62 262L61 259L58 260ZM58 261H55V262H57L56 264H59V263H60V262H58ZM63 261H64V260H63ZM125 261L123 260L124 264L127 263V262H125ZM137 261H138V260H137ZM142 261H141V262H142ZM151 261H152V262H151ZM198 261H199V259H198ZM202 261H201V262H202ZM235 261H236V260H235ZM12 262H13V261H12ZM30 262H31V261H30ZM33 262H34V261H33ZM38 262H41V261H38ZM49 262H50V261H49ZM55 262H52V263L55 264ZM141 262H138L137 264H143V262H142V263H141ZM199 262H200V261H199ZM36 263H37V262H36ZM42 263H43V262H42ZM42 263H40V264H42ZM68 263H67V264H68ZM131 263H133V262H131ZM205 263H201V264H205ZM252 263H253V261H252ZM262 263H264V262H262ZM262 263H261V264H262ZM23 264H24V263H23ZM37 264H38V263H37ZM44 264H45V263H44ZM49 264H51V263H49ZM61 264H62V263H61ZM116 264H118V262H117ZM120 264H121V262H120ZM122 264H123V263H122ZM134 264H136V263H134ZM196 264H198V263H196ZM199 264H200V263H199ZM226 264H230V261H229V263L226 262ZM231 264H233V261H232V260H231ZM235 264H236V263H235Z\"/></svg>",
	"mask_w": 264,
	"mask_h": 264
}]
</instances>
